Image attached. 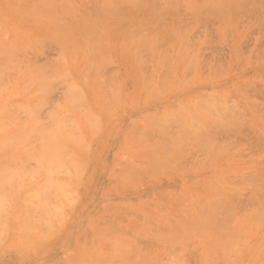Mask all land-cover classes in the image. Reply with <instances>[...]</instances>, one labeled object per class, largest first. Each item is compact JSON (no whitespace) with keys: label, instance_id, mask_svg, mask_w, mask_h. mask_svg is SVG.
Instances as JSON below:
<instances>
[{"label":"rangeland","instance_id":"obj_1","mask_svg":"<svg viewBox=\"0 0 264 264\" xmlns=\"http://www.w3.org/2000/svg\"><path fill=\"white\" fill-rule=\"evenodd\" d=\"M30 1H31V3H30ZM32 1H34V3L36 5L34 3H32ZM44 1H46V0H36V1L35 0H0V12H1L0 13V31H1V33H0L1 34L0 35V38H1L0 44L3 43L2 47H4V45H5V47L3 49H5V48L8 49L7 47L9 45V42L11 44H13L14 46L17 45L16 47H18L19 45L22 46V48L24 47V50L22 52V54H24V55L21 54L22 49L19 52L18 49H20V48H15L14 46H13L14 49H17V50H14L15 53H13V51H12V53H10L11 55L15 54L14 56L18 55V57H19L18 61L21 64L16 63L17 60L15 58H12V61H14V59H15V63L14 62H11V63L9 62V64H8V62H7V64L4 63V62H6V60H5L6 57H9V56L7 55V52L5 50L0 49V54L3 53L2 57L4 58L3 59L0 56L3 59V61H2V59L0 60V63H1L0 66L2 67V68L0 67V70H3L6 72L5 74H3L2 71L0 72L1 77L6 76L5 78L3 77L4 78L3 81H2V78L0 77V120H2V121H0V126H2L0 128V142H1L0 145L4 146V147H0L1 148L0 149V169H1L0 170V172H1L0 173V185H2L3 188H4V185H5V187L7 186L6 188L9 189V190L7 189V191L10 193V196H12L14 194L10 199L11 202H9L8 193H6L8 195V197H7V195L6 196L0 195V201H4V199L1 200V198L7 197V200L10 203V204H7L8 202L6 200L4 202H2L3 204L5 203L4 205L7 206L8 209L5 208V206L0 204L2 207V209L0 208V210H1L0 211V218L3 219L4 217L5 218L7 217L6 220L5 219L3 220L4 223H6L5 224L6 225V231H7L6 237L0 233L2 235V236H0V238H1V240H0V260L1 261L7 260V259L9 260L10 256H11L12 261H13L12 264H83V263L84 264H90V262L92 263L93 261L96 260L95 257H94L95 260H91V259H93L92 255L95 254L94 256L98 257L97 255H99L101 253L99 258H101V256L103 258V256H104L103 259H105V261L107 260V262H105V264H107L109 261H111V259H113L115 256H117V254L122 252L119 255V257L121 258V261L124 260V262H127V261L129 262V260L132 261V259H133V262L135 264H162V263L169 264L170 262L172 264H184L185 262H186L185 264H235V263L236 264H264V217H263L264 216V189H263V187H264V180H263L264 174L262 175V173H264L263 172L264 171V164H263V162H264V116H263L264 112L262 113V111H264V110H262V109H264V107H263L264 106V51L262 52V50H264V16H263L264 15L263 14L264 13L263 12L264 7H262L263 9L261 7H258L259 6L258 4H260V6H264V0H260V1L259 0H257V1L252 0V1H255L256 7L253 4L254 2L252 3L251 0H245V1L241 0L242 4H241L240 0L239 1L238 0L237 1L226 0V1H228V5H226L227 2L225 0H224V2L226 4L223 2V0L222 1L221 0H219V1L218 0H212V1L209 0L210 1L209 3H208V0H191L190 3H187L190 0H188V1H186V0H178V1H176V0H146L147 2L150 1V4L146 3V1H144V0H141L142 4L139 2L140 0L139 1L137 0L138 2L135 0H129V1L126 0V2L128 3L129 6L125 4L126 2L123 3V1H125V0H118V1L113 0V2L115 4L112 3V0H109V1L108 0H106V1L105 0H101V1L100 0H97V1L96 0H67V4H66V2H65V4H63L64 3L63 0H59V1L55 0L56 2L54 0H50V1L47 0L48 3H46V2L45 3L47 5H49V8L47 5L45 6ZM64 1H66V0H64ZM120 1H122V3ZM161 1L164 3L163 5L166 6V7L164 6V10L159 9L160 7L162 8V6H163ZM182 1H183V3H182ZM201 1H203V2H201ZM246 1H247L248 5H247ZM250 1L253 5H249ZM258 1L261 2L262 4L259 3ZM40 2H41V4H40ZM49 2H51V4H49ZM52 2H53V4H55L53 6L54 8L56 7L57 4H60L61 6L60 5L59 6L57 5V6L60 9H61V7L64 8V10L62 11L63 13L61 12L60 9L57 8L58 9L57 10L55 8L57 10V13H56L54 8L51 6ZM117 2H120L121 5H124L126 9L124 8V6H122L123 9H120L121 8V6H119L120 3H117ZM135 2H137V4H134ZM193 2H194V4H196V6L197 5H199L198 7L201 6L200 9H198V8L193 9V4H191ZM221 2H223L226 6H224ZM243 2H245V3L243 4ZM19 3H21L20 6L18 5ZM69 3H71V4H69ZM95 3L96 4L100 3V4H98L99 7L101 5V6H104L103 8L108 7L110 9L109 6H112L111 8H113V10H116V11H114L116 13L114 16L115 19L117 18V19H119V21L122 20L121 22H123L125 20V22L127 21L126 24H129L128 22H130L129 25H133V23L135 25L131 26V28L129 29L130 26L129 25L126 26L125 22H124V24H120L121 22L115 21V23H116L115 24L112 21V19L115 20L114 17H112V14L110 16L109 15L110 13L108 14L105 12L111 18L110 17H109L110 19L107 18L108 20L106 21V19H105L106 16L104 17V20L106 21V23L102 22L103 29L104 30L106 29V31L104 33H102L104 30H102V27L100 28V26H98V27L102 31L97 29V32L100 31V33H95V34H90L92 32L91 31L92 29L90 30L91 32L88 30L90 33H87L88 32L87 30L84 31L85 28L83 30L80 27V30H79V28L77 26H75V27H77V30H79V32L83 30L82 33L85 32L88 36L89 35L90 36L96 35L95 36L97 39L96 42H94L95 38H93L92 36L91 37L89 36L91 39V40H89V37L87 35H85V33H84V36L81 35V33H78V32L75 33V30H76L75 27L73 28L71 26L73 28V31L72 30L68 31V30H70L71 27L67 26L69 28L67 30V33L71 32L72 35L75 34L74 36H76L75 37V39L77 41L76 42L73 38L74 36H72L71 33L67 34V33H65L66 31L64 32V30L67 28H63L62 23H67V22L70 23L69 22L70 20L73 22L74 21L73 19L78 21L79 19L82 20L83 18H86V16L88 15V11H89V14L92 12L90 10L93 9ZM109 3H111V4H109ZM131 3H133V4H131ZM138 3L141 5H139ZM154 3H155V5H154ZM165 3L166 4L168 3V4L166 5ZM174 3H176V4H174ZM200 3L202 5H200ZM205 3H206V5H204V7H203V4H205ZM213 3L215 4V6L220 5V8L223 6L221 8L222 10L216 9L217 6L215 7L216 11L215 10L213 11V9H210L211 7H209V6L214 7ZM231 3L233 5V7H232ZM234 3L235 4L237 3L238 7H240L239 4H241L240 9H242V11L244 8H246V10H249V11L251 10L252 12L248 11L247 13H243L245 11V9L242 12L238 7L234 8V6L236 7V5ZM23 5H24V7H23ZM113 5H115L116 7ZM171 5H173V6H171ZM229 5H230V7H229ZM25 6H27V7L30 6V7L27 8ZM35 6H36V8H35ZM68 6H70L72 9H69ZM73 6H74V8H73ZM169 6H170V8L168 9ZM205 6H208L207 9ZM31 7H34V8H32L33 11H32V9L27 10ZM37 7H38V9H37ZM39 7H41V8H39ZM50 7L53 9H51ZM91 7H92V9H91ZM134 7H136V8H134ZM225 7H226V9L232 8L233 12L238 11L235 13L236 16H234L233 12L228 11V9H227V11L229 13L226 14L227 11H224ZM117 8L119 10H121L122 12L117 10ZM133 8H134V10H133ZM152 8H154L156 11H154V9H152ZM233 8L237 9V10H234ZM20 9H24L25 11L20 10ZM39 9H40V12L38 11ZM86 9H89V10L87 11ZM95 9H93V11ZM208 9H210V10H208ZM260 9H262L263 11ZM34 10H37V11H35V14H34ZM42 10H43V12H42ZM46 10L52 11L53 13L52 12L51 13L53 15L50 13V11L46 15V12H47ZM59 10H60V13H59ZM80 10L83 12H80ZM98 10H99V8H98ZM103 10H105V9H103ZM151 10H153V11H151ZM21 11H23V13ZM84 11L85 12L87 11L86 12L87 15ZM165 11H167V12H165ZM24 12H25V14H24ZM32 12H33V15H35V16H31ZM37 12L40 15L36 14ZM119 12H120V14H119ZM164 12L166 13L165 15H164ZM178 12H179V14H178ZM206 12L208 15L205 14ZM221 12H224V13H221ZM261 12H263V13H261ZM43 13H45V16L43 15ZM123 13H125V14H123ZM126 13H127V15H126ZM152 13H155V14L157 13L158 15L157 14L156 15L158 17L155 16V14L153 15ZM209 13L211 16L209 15ZM63 14L64 15L66 14L65 17L63 16ZM77 14L79 16H77ZM215 14H216V16H215ZM221 14L225 15V19H227L226 21H224V19L222 20L223 17L219 16ZM232 14H233V17H232ZM41 15H43V16H41ZM83 15H85V16H83ZM116 15H118V16L120 15V17H118ZM123 15H125L126 18L123 17ZM161 15H162L163 19L160 17ZM199 15H201V17H199ZM51 16H56V17H52L53 18L52 21L56 18V20H54V22H52V23L56 24L57 26L52 25L51 19L49 20V17L51 18ZM67 16H69V17L71 16V18H69ZM226 16H229V17H226ZM58 17H62V18L58 19ZM66 17L69 21H67ZM78 17H79V19H77ZM133 17L135 20H137L135 22L139 23V25H137L133 21L134 20V19H132ZM231 17L235 18V20L232 19ZM195 18H196V20H195ZM197 18L199 20H201L202 22L201 21L199 22V20ZM20 19L21 20L23 19V20L21 21ZM43 19H44V21H43ZM60 19H62V20H60ZM127 19H129L130 21ZM229 19L230 20L232 19L233 21L230 22ZM260 19H262V20H260ZM237 20H239V21H237ZM4 21H6V22H4ZM76 21H75V24H76ZM228 21H229V23H232V22L235 23L237 21V23H235V24L233 23L232 25L231 24L228 25L227 24ZM44 22H46V23H44ZM72 22L70 23V25L72 24ZM222 22H224V23H222ZM47 23H50L49 26ZM140 23H141V25H143V26L145 25V26L140 27ZM106 24L108 27L106 26ZM236 24L238 26H236L235 28L236 29L239 28L237 30L234 28V25H236ZM51 25H52V27H51ZM66 25L67 24H64V27ZM111 25H113V26H111ZM115 25H117V26H115ZM163 25L169 26L167 31L164 29ZM147 26L149 28L151 27V29H149ZM230 26H231V28H229ZM52 28L53 29L56 28V29L53 30ZM122 28H124V29L126 28L127 30H124V29L122 30ZM143 28H145V29L142 31ZM116 29H118L117 33L115 31ZM222 29L224 31H222ZM33 30H34V32H33ZM47 30H48V32H47ZM59 30L62 31L63 33L60 32ZM109 30H110V32H109ZM120 30L124 31V32H120ZM150 30L152 31V35L151 34L149 35V33L151 32ZM219 30H221L222 32ZM12 31H14V32H12ZM137 31H139V32H137ZM163 31H166L167 33L163 32ZM169 31H172L173 34L170 33ZM44 32L46 33V35L47 34L49 35V33H51L50 34L51 36H46L44 34ZM57 32H58V34H57ZM94 32H96L95 28H94V31L92 33H94ZM130 32H131V34L132 33L133 34L132 35L129 34ZM140 32H142V33H140ZM177 32H178V35L176 34ZM182 32L184 33V37H183V35H181L182 37L180 36V34H183ZM4 33H6V34H4ZM52 33H55V34H52ZM64 33H65V35L67 34V37L65 35L63 36ZM125 33H127V34H125ZM134 33L136 36L137 35L138 36L135 37ZM138 33H140V35ZM43 34H44V36H43ZM165 34H167V35H165ZM5 35H7V37H6V39L3 40L2 37H4ZM68 35L69 36L71 35L72 37L71 36L69 37ZM146 35H147V37H146ZM54 36H56V37H54ZM62 36L66 38L64 40V42L62 41V39H64V38H62ZM85 36H87L88 38ZM105 36L106 37L108 36V38L106 40H105ZM150 36H152V37H150ZM179 36H180V38H179ZM185 36H187V37H185ZM44 37H46V38L49 37L51 40L48 38L47 39L48 41L46 40L47 42L46 41L43 42V40L46 39ZM129 37H131V38H129ZM169 37L173 38V39H170ZM198 37L199 38L201 37L200 38L201 40ZM25 38H26V40H23ZM42 38H44V39H42ZM68 38H72V39L70 40ZM98 38H102L100 40H103V41L99 42L100 40ZM128 38L132 41V43H130V44L128 43L130 41ZM141 38H144L146 40L148 39L149 40L148 43L145 44L143 42L145 40L141 41L140 40ZM29 39H31V42H29L30 41ZM177 39H179V40H177ZM183 39H184V41H183ZM39 40L42 42H38ZM53 40H54V42H53ZM80 40H81V42L82 41L86 42V43H84L86 45V47L83 44V42H82V44H81V42H79ZM160 40H163V42ZM22 41H24V42H22ZM35 41H37L38 44H36ZM57 41H60V43ZM73 41H74V43H73ZM90 41H91L92 45L95 43V47H93V49L95 48L94 50H96V51H94L91 48L92 45H91ZM97 41L99 42V46L100 45L102 46L103 43L104 44L106 43V45L103 44L105 47V50H106V51H103L104 54H103V52L100 51V48H102V50H103V47H98L97 48L98 50L96 49ZM14 42H17V43H14ZM68 42L70 43V45L68 44ZM142 42L144 43V45L141 44ZM204 42H205V44H204ZM18 43H19V45H18ZM23 43H25V46H23L24 45ZM52 43L54 44V47H53ZM55 43L56 44L59 43V44H57L58 46L60 45L59 47L62 46L61 47L62 51L60 53L57 51V50H59V48L57 47V45ZM153 43L154 44L157 43V44H155V46H154ZM32 44H33V46H32ZM39 44L43 45V46H40ZM61 44H63L64 46ZM79 44H81L82 46L81 45L78 46ZM148 44H149V46H148ZM258 44H259V46H258ZM260 44H262V46ZM55 45L57 48L55 47ZM36 46H38V47H36ZM77 46L80 47L79 49L82 53L84 52L83 54L80 53V51H75ZM145 46H146V49H145ZM153 46L155 47V49L157 48V51H155L153 49L154 48ZM30 47H32V49H30ZM73 47H75V48H73ZM81 47H83V48H81ZM139 47H141V48L139 49ZM200 47H201V51H200ZM26 48H27V50H25ZM33 48H35L36 50ZM44 48H46V49H44ZM70 48L71 49L73 48L74 50L72 49L73 50L72 51ZM38 49H40V51ZM41 49H43V52H44L43 55L41 54L42 53ZM83 49H84V51H83ZM142 49H145V50L142 51ZM30 50L32 51V53ZM77 50H78V48H77ZM128 50L130 53L128 52ZM16 51H18V52H16ZM26 51L28 54L30 52L29 56H26V55H28L26 53ZM141 51H142V53L140 54ZM34 52L36 53V55ZM37 52H39L41 55H39V53H37ZM76 52L79 53L78 56H77ZM93 52H96L94 56L91 55ZM155 52H156L157 56L154 55ZM25 53H26V55H25ZM58 53H59V56H58ZM137 53L139 56L136 55ZM252 53H254V54H252ZM4 54H6V55H4ZM131 54H133V55L131 56ZM141 55H143L144 57ZM152 55H153V57H152ZM200 55H202V56H200ZM102 56H104L103 60H102ZM199 56H200V58H199ZM26 57H29L28 59L34 58L32 61L36 60L35 61L36 64L34 63V67H36V68L32 67V64H33V63L31 64L32 61L25 60V59H27ZM55 57L58 60H56ZM90 57L91 58L94 57V59L93 58L90 59ZM136 57L138 58V60L135 59ZM141 57H143V59H139ZM155 57L157 59H155ZM215 57L217 60H215ZM96 58L99 61L96 60ZM160 58H162V61L160 60ZM197 58L199 60H197ZM20 59L22 60V62H26V63H22L20 61ZM52 59L55 61H59L58 63L53 62V63H55V65H58V66H55L52 63V61H51ZM148 59H150V60H148ZM154 59L156 62L153 61ZM202 59H204V60H202ZM205 59H209V60H207L209 64L207 63V64L202 65L203 62L204 63L207 62ZM7 60H8V58H7ZM46 60H48V61H46ZM10 61H11V59H10ZM39 61H40V63H39ZM45 61H46V63L44 66L43 63ZM49 61L51 62V65L53 64L52 68H51L50 64H47V63H50ZM96 61H97V63H96ZM101 61H102V63H101ZM216 61H217V63H216ZM29 62H30V65H29ZM86 62H87V67H85ZM135 62H138V63H135ZM141 62H143L144 64H142ZM3 63L6 64L5 65L6 67L4 66ZM38 63H39V65H38ZM22 64H24V65L26 64L27 66H23ZM97 64H99V65H97ZM140 64L142 67L138 66ZM155 64H157V65H155ZM211 64H214V65L212 66ZM21 65L23 67H21ZM88 65H90L89 66L90 68H88ZM40 66H41V68L38 69L37 67H40ZM46 66H50V69L49 68L46 69L47 68ZM62 66H64V67H62ZM154 66H156V67H154ZM54 67H55V69H54ZM95 67H98V70L99 71L101 70V71L99 72ZM212 67H213V69H212ZM28 68H31L30 69L31 71L28 70ZM58 68H62L61 71ZM35 69H37L39 71V74H41V75L38 74V75L34 76V74H33L34 72L36 74L38 73V71L36 70L37 71L36 72ZM45 69H46V71H45ZM52 69H53V73H52ZM89 69H91V70H89ZM149 69H152V71H153L152 72L150 70L151 75L149 74V72H150ZM42 70L44 72H48V73H46L47 74L46 76H45V74H43L44 72L42 73ZM87 70H88V72L90 71V73H88V75H87V73H85V72H87ZM96 70H97V72H96ZM40 71H41V73H40ZM30 72H32V73H30ZM49 72H51V73H49ZM63 72H70L72 77L68 73L67 74L69 76L68 75L66 76V73L62 76L59 75V73L63 74ZM55 73H56V76H54V78H53V75H55ZM142 73L147 74V77H144V75H142ZM31 74H33V75H31ZM57 74L59 75V77H57ZM84 74H86V75H84ZM10 75H12V77H13L12 80L10 79L11 78ZM43 75H44V78H42ZM31 76H32V80L34 79V81H35V78H37V76L41 77L39 79L38 78L36 79V81H35L36 87H35V84H33V85L31 84ZM50 76L54 80L53 79H51V80L47 79V77H50ZM60 77H62V78H60ZM140 77H141V80H140ZM148 77H149V79H148ZM27 78H28V81L30 82V83L28 82V85L30 84L29 86L26 84ZM55 78L56 79L58 78V80L60 79L59 83H58V80H56ZM84 78H85V80L87 78V80L85 81ZM96 78L98 80H96ZM40 79H42V80L47 79L49 81L48 82H45V81L42 82V80H40ZM94 79H95L96 84L94 82ZM142 79L145 80L144 84L142 82ZM37 80H40L41 82L38 81V83H36ZM34 81H32V83ZM51 81L54 84H52ZM108 81H110V83L112 81L113 82L109 85ZM160 81H161V83H160ZM5 82L8 85L5 84ZM55 82L58 84H56ZM145 82L149 83V84L146 83L147 85H149L148 88H147V85L145 84ZM150 82H153V83H150ZM162 82H166L165 83L166 88ZM39 83H41L40 86L45 91L44 95L42 92L43 90H41V88H39L40 87ZM25 84H26V86H25ZM50 84L52 86L51 89L52 90L54 89L53 90L54 92L50 89V87H51ZM99 84L101 85V87ZM37 85L39 87H37ZM53 85H55V87ZM72 85H76V86L73 87ZM97 85H98V88H97ZM107 85H109V86H107ZM4 86L6 87V90H5ZM45 86L46 87L48 86L47 87L48 90L50 89L49 92L47 89L45 90V88H46ZM111 86H112V90L114 93L113 92L111 93ZM144 86H146V87H144ZM67 87L69 89H70V87H72L73 89L67 90L68 89ZM156 87H158L159 90H157ZM162 87H164V88H162ZM78 88H79V90L81 89V93H82L81 96H79L80 91L77 90ZM114 88H116L117 90ZM160 88H162V93H161ZM38 89H40V92L42 94L40 92H37ZM102 90H103V92H102ZM155 90L157 91V93H154V92H156ZM50 91H51V94H50ZM71 91H73L72 95L70 94ZM19 92H22V93H19ZM66 92L67 93L69 92V93L67 94ZM48 93H49V95H47ZM62 93H65V95H69L70 97L67 96L69 99L65 95H61ZM73 93H76V95ZM77 93H79V95H77ZM153 93L157 94V95H153ZM256 93H257V95H255ZM15 94H17V95H15ZM252 94H254V95H252ZM41 95H43V98H47L46 99L47 101L49 100V98H48V96H49L52 99V101H50V102H51V104H54V107H52V105H49L50 102H49V104H46L47 101L45 99H43ZM102 95H104V96L102 97ZM39 96H40V98H39ZM53 96L57 97L58 101L56 98L54 99ZM60 96L63 98H61ZM73 96H74L75 100H76V97H77V100L79 99V97H81L79 100H81L83 103L80 102L78 104L79 100L75 101L73 99ZM215 96H216V98H215ZM217 97L219 100H217ZM70 98H72V99H70ZM211 98H213L217 101H215V100L212 101L213 99H211ZM221 99L224 101L223 103H222ZM61 100H63L64 102L63 101L60 102ZM68 100H70V102ZM73 100L75 101L74 103L76 105V108L79 105V107L83 106L84 108L82 107V109H84V110H82L79 107L76 110L75 105H73ZM199 100H201L200 103H203L202 100H206L205 103L208 105V107L205 104L200 105ZM36 101H37L38 105L39 104L41 105L43 103L44 104L41 105V107H39L40 105L38 106ZM218 101H219V103L221 102V105L219 103L216 105V102H218ZM251 101L254 104L250 103ZM85 102H86V104H85ZM25 103H27V105H26L27 110H26L25 105H22ZM58 103H59V105H58ZM61 103H63V104H61ZM257 103H259L260 105ZM28 105L30 106L29 108H28ZM45 105H47V109H43L45 107ZM219 105L220 106L223 105L224 107L222 106V109H221V107ZM211 106H212V108H211ZM213 106H215V107H213ZM233 106L237 109H234ZM9 107L11 108L12 113H10ZM37 107H39V109H37ZM48 107L52 108V110L55 113L52 112L53 113L52 114L50 111H48V110H51ZM56 107H58V108L55 109ZM189 107L192 108L191 112L189 111V109H190ZM232 107H233V109H232ZM85 108L86 109L88 108L89 110L87 109V111H86ZM203 108L205 109V111L202 110ZM225 108H226L225 115H227V118L229 117V115H228L229 112L232 111L231 112L232 114L230 113V115H233V116H230V118H229L232 122L231 121L230 122L225 121V120H229V119L225 118L226 117L225 115L223 116L224 111H222V110ZM259 108H260L261 112L258 111ZM17 109H18V111H17ZM28 109H30V110H28ZM31 109L34 111L36 110V113H38L39 110L41 109L42 112L40 110V112L38 113L40 116L38 114L35 115V113L31 111ZM206 109H208L209 111ZM227 109H232V110H230V111L228 110L229 112H228V114H226ZM256 109H257V112H255ZM13 110H14V112H13ZM20 110H22V111H20ZM55 110L57 111L58 115H57ZM234 110L236 111V113ZM8 111H9V113H8ZM169 111H172L169 113L170 117H172V118L178 117L175 120V121H178V123H179V121H183V119H181V118L186 119V117L189 116L188 118L191 119L190 116H191V113L193 111H194L193 113H195V111H196V115H195L196 117L198 115H199L198 118H200V119L203 117L201 120H198V118L195 119V117H194V119L189 120V122H191V123L193 122L192 123L193 126L191 125L192 127H195V128L197 127V129H196L197 131L199 129L198 132L193 131V130H195L193 128H192L193 130H191L190 124H187L188 121L185 119H184L185 121L183 123L185 126L183 127V125L182 124L181 125L184 128V130H187L186 127L188 126L189 131L191 130L190 133L191 134L194 133L193 134L194 137L190 134L192 138L195 139L196 136L200 133L199 135H201V136L198 135L197 138H201L204 142L205 141L206 142L212 141L213 143H216V144L212 145L213 143L211 142L212 144L209 143L211 146H208V144L205 142L206 148H208V149H209V147H210V149H211V147H212V149L214 148L213 150L211 149L212 153L211 152L207 153L208 149L205 148L204 144H203L204 146L202 147L201 143H204V142L201 139H200L201 140L200 145H197V146H199L198 150L195 149L196 147H194V145L196 146V143H198L199 140L198 139L193 140L189 136V133L187 134L188 130L186 132L184 130L181 131L182 127L179 125L181 129L178 128L179 127L177 125L178 123L176 124V126H177V128H176V126L174 125V122H175L174 118H173L174 122L171 120V118H169L171 121L170 123H172V124H170V123L168 124L166 121L169 119L165 115L167 117V120H165L166 117H164L163 114H166V113L168 114ZM186 111L188 112L189 115L186 113ZM5 112H7V113H5ZM28 112L29 113L32 112V114H29ZM43 112L44 113L46 112V114H44ZM48 112H50V113H48ZM215 112L218 114V116L216 115ZM17 113L22 115V117L25 115L23 117V120H25V122L22 120V118L19 117L20 115H18ZM23 113H24V115H23ZM33 113L36 116V117L34 116L36 119H38L40 117L39 119H41L42 121L40 120L38 122L37 120H35V118L33 117ZM206 113H208V115ZM239 113H242V116ZM7 114H9V115L12 114L10 116L11 120L8 119L9 115H7ZM13 114H15L16 116H13ZM82 114L84 115V117L86 115L90 116L91 114H93V115L95 114V116L96 115H98V116L92 117L93 115H91L88 118L87 117L84 118ZM172 114H174V115L172 116ZM220 114H222V116H220ZM234 114H236V116H238V117H235ZM17 115L19 118H17ZM45 116L48 119L45 118ZM193 116H192V118H193ZM207 116H209V117H207ZM215 116H217L219 119L215 118ZM15 117L17 119H15ZM43 117H44V120H43ZM57 117L62 122H63V120L64 121L70 120L69 123L72 121L71 123L74 125L73 126L71 124L72 125L71 126L70 124H67L68 127H66V124H64L65 125V131H67V132L65 133V131L63 129L62 132L63 131L64 132L62 134H64L65 137L70 134V133H68V131H70V129H69V125H70L71 130L73 128L74 129L76 128V131L73 129L75 132L71 131L73 133H71L70 135L72 136V134L73 135L75 134L74 136L77 139L78 138L77 133H78L79 136H81V137L83 136L85 141L87 142L86 148H85V145L81 144V146H84V148H85L83 150V147L79 146L81 141H79L80 143L78 142V139H83L81 137H79L77 140H75L76 143L77 142L79 143L78 144L79 147L77 145H75V142L73 144L68 143V142H72L73 138H75V137L70 138V140H72V141H66L65 137H62V134L60 135V133H58V135H57L59 137V140L56 137V140H58L60 143H61L60 140H62V138H64L63 140L66 141L65 142L66 144H64L62 142L63 143L62 145H67V147L64 146V147H66V149L62 148L63 151H61L62 149H60V148L62 147V145H60L61 147L59 146L60 147L59 151H61V153H63V152H64L63 154L68 153V155H69V156L67 155L68 158L72 157V159L74 158L77 161L79 160L78 163H81L82 161L85 162L87 160V162H85V163L88 165H86V167L84 166L85 168H83L84 169L83 172L85 174H82L83 175L82 177L84 178L86 176H89V178L87 179V177H86V179L83 180V178L81 177V174H79L80 171H82L83 169L80 168L81 169L80 170L78 168L79 169L78 170V172H79L78 176L80 177L79 181H81L80 182L81 189L78 190L77 187L75 186L76 191H74V192H77L78 195H80L79 198L77 197L80 200H78L76 198L78 200V202H76L77 206H76V203H74L75 200H74V202L71 203V204H73V203L75 204V205H73L75 210H74L73 206L69 203L72 207L68 205L69 208L64 207L62 213H58L59 216L61 214H64L65 216L68 214V216L64 218L65 219L64 225L62 223L57 222V221H55V223L57 222L56 225H54L55 223L53 221H52L53 223L50 222L51 224H53L52 226L54 227L52 229L56 232H57V229L59 227L57 225L62 224L61 227H63V228L60 227L59 228L60 230L58 229V233H54L53 231L50 232V230H49V233L52 234V232H53V234H54V235L49 234L50 236H52L51 239H50V236H48V233L46 234L44 232V234H46L45 236L46 237L48 236L47 237L49 239V241H48V239H46V237L44 236L43 232H41L44 228L39 230L41 228L39 226L44 224V222L42 224H41V222L44 220L47 221L48 218L46 219V217L48 215L45 217V216H43L44 214H41V213H43L42 211L40 213L41 208L39 209L37 206L39 204L38 203L39 201L35 200L37 198L34 197L35 195L33 193H35V192L32 193V191H35V189H38L35 185V183H37L36 181H40L41 183L43 181V183H45V174L43 173L44 170L41 169L43 166V165H41V163L43 164L44 162H42V157L40 155V153H41L40 151H42V150L39 147V146H41V143L44 144V142L42 141L44 139H41L39 141L38 138H43V137L45 138L46 137L45 134L48 132V130L46 129L47 125L45 126V124L47 123L48 125H51V126L55 125L56 123L54 121L58 120ZM99 117H101L100 122L97 119ZM179 117H181V118H179ZM210 117H212L213 119H211ZM220 117H222V118L224 117V118L221 119ZM26 118H27V120H26ZM30 118H33V119H30ZM50 118H52V120L53 119L54 120L52 121ZM90 118H92V120H94V118L96 119V120H94V123H95V121L96 122L98 121L99 123H102V122L103 123L101 125L97 124V126L94 127L95 128V131H94V129H91L92 120L90 121ZM245 118L247 119V121H245L246 120ZM20 119H21V122H23V123H21L19 121ZM45 119H47L48 121ZM84 119H86V120H84ZM203 119H204V121H202ZM210 119L212 121H214V123ZM235 119H238L240 122L238 123V121ZM33 120L37 121L39 123V125L43 127L42 131H38V129H42V127L39 128L38 123H36V122H35L36 124L33 123L34 122ZM49 120L52 123H48V122H50ZM143 120L146 123H144ZM219 120H221V121L218 122ZM43 121H44V123H43ZM45 121H47V122H45ZM58 121H57V123H58ZM150 121L152 123H149ZM199 121H201V122H199ZM40 122L43 124L41 125ZM147 122H148V125H147ZM155 122H158V124H156ZM202 122H203V124L206 122L205 125H203ZM216 122H218L217 124L225 122L224 125L225 124H228V125H225V127H223L224 125L222 124L220 126L218 125V127H217ZM241 122L243 123V125ZM246 122H248L247 123L248 125H246ZM4 123H5V125H6V123L9 124L8 125L9 127L7 125L5 126ZM63 123H68V122H63ZM198 124L201 128L198 126ZM213 124H214V126H213ZM239 124H240V126H239ZM95 125H96V123H95ZM211 125H212V127H211ZM3 126L5 128H7V127L8 128L5 130L3 128ZM15 126H17V127H15ZM163 126H165L166 129ZM203 126H204V128H203ZM206 126H207V128H205ZM226 126H227V128L229 127L230 129H227ZM31 127H32V129H31ZM33 127H34V130L36 129V127H38L36 129L37 131L36 130L34 131ZM44 127H45V129H44ZM97 127H99V129H98L99 131L96 130ZM210 127H211V129H210ZM232 127L234 129H237L239 127L237 129L238 133L234 132V129H232ZM242 127L244 129H240ZM19 128H21V129H19ZM67 128H68V130H66ZM163 128H164V132L166 131L165 133L163 131L161 132V130ZM215 128L216 129L218 128V129L215 130ZM221 128H222V131H224L223 128L225 130L227 129L226 134L231 133L232 136L229 134V137H231V138H228L227 135L225 136V132H222ZM22 130L24 133L21 132ZM31 130H32V132H31ZM213 130H214V132H213ZM218 130H219V132H217ZM43 131L46 133H44ZM58 131L61 132V130H58ZM96 131H97V134H95ZM175 131L177 132V134H180L179 132H182L181 134H183V132H184V134L186 133L185 136L187 135L188 137H185L184 135H183L184 136L183 137L182 135H180V137L182 136V138L184 139V140L182 139V142H181V140H180L181 138L176 134L177 137H179V139H178L179 142H178L175 140V137H176L175 135H174V137H172L173 134L176 133ZM228 131H230V132H228ZM241 131H242V133H241ZM35 132H37V134ZM39 132H43L44 135L43 134L41 135V133H39ZM195 132H196V136H195ZM205 132H206V134H205ZM215 132H217V133H215ZM220 132L222 134L224 133L223 135L225 137L222 134H220ZM134 133L136 135L132 136ZM203 133L205 135H203ZM207 133H209V134L207 135ZM239 133H241V134H239ZM12 134L15 137L18 136L17 134H19V136H18L19 140L24 138V146L22 145L23 144L22 141H19L15 137L12 138L11 137V136H13ZM211 134H213V136ZM215 134H219V136L221 135L222 139H220L221 137L219 138V136H217ZM8 135H10V136H8ZM209 135H211V136H209ZM257 135H259V136L257 137ZM169 136H171V138H174L172 140L176 141V142L171 141ZM241 136H243L242 137L243 139L241 138ZM9 137H11L10 139H13V140L8 141ZM26 137H28V138H26ZM210 137L213 139H211ZM217 137H218V139H217ZM239 137H240V139H239ZM254 137H255V139L257 137L256 140L254 139L255 141H257L256 143L252 139ZM14 138H15V140H14ZM141 138L144 141H141L142 140ZM185 138L187 139V141ZM188 138H190V141ZM209 138L211 140H209ZM227 138H228V141H226ZM258 138H260V139H258ZM37 139H38V141H37ZM223 139H225L224 142H223ZM229 139H231V140H229ZM191 140H193V141H191ZM238 140H239V144L237 145L236 143H238ZM251 140H252L253 145H251L252 143L249 142ZM3 141L6 142V143L4 142L5 145L3 144ZM12 141H13V143H12ZM85 141H82V142L84 143ZM155 141H156V143H157V141L159 143L155 144V146H154ZM233 141H235L236 143L234 142L235 143L234 144ZM20 142H22V144ZM160 142L163 143V144L161 143L162 146H160ZM186 142H187V144H186ZM46 143H50V142L46 141ZM183 143L186 144L187 146L184 145ZM6 144H8V146ZM31 144L34 145V146L32 145L33 147H36V146L37 147L33 148L32 146H30ZM50 144L52 145V141ZM54 144H55V142L53 140V145ZM165 144H166V146H165ZM168 144L171 145L170 149L167 148L169 150L166 149ZM172 144H174V145H172ZM182 144L184 145V150L182 149L183 148ZM240 144H242V145H240ZM44 145L49 147L47 144H44ZM157 145H158V147L160 146L159 149L162 148V149H160V150H162V152L161 151L160 152H161L163 157L161 156V154L160 155L157 154L158 157L156 159L155 153H157V150H156V148H158ZM169 145H168V147H169ZM216 145H218V146L215 148ZM227 145L229 147L231 146V148H229ZM257 145H259L260 148L257 147V153H256V146ZM9 146L10 147L12 146L11 149H9L10 148ZM46 146L43 149L44 151L47 148ZM163 146L166 149L165 151H168V154H170V155H168L167 152L165 154H163L165 152V151H163L164 150ZM235 146H236V148H235ZM248 146H249V148H250V146L251 147L253 146L255 148L252 147L253 149L250 148V151H249L247 149ZM176 147L178 150H175ZM37 148H39L38 150L40 153L39 152L37 153L39 155L35 154L38 151V150H36ZM191 148L192 149L194 148V149L192 150ZM222 148H224V150ZM232 148H233V150H232ZM33 149H35V150H33ZM179 149H180V151H179ZM201 149H202V151H201ZM210 149L208 151H211ZM226 149H227V151L228 150L229 151L231 150V151L226 152ZM190 150H191V152H190ZM219 150L221 151V153L218 152V153H220L218 155L217 151H219ZM47 151H48V148H47L46 152ZM87 151H89V152H87ZM174 151L175 152L177 151L178 153L177 152L175 153ZM181 151H182V153H179ZM32 152L35 154V156H39L38 158H40V157L41 158L37 159V157H36L37 160L34 159L35 156L33 155ZM28 153H29V155H28ZM69 153H71L72 156H70L71 154H69ZM143 153H145V154H143ZM172 153L173 154L175 153V154L173 155ZM190 153L192 155V158L190 157L191 156ZM206 153L208 155L207 158L204 157V155ZM239 153H240V155H239ZM42 154H43V151H42ZM179 154H181V155H179ZM58 155L60 156V153ZM28 156H29V158H28ZM30 156H33V159H31ZM59 156H57V157H59ZM67 156H65V157L67 158ZM234 156H235V158H234ZM44 157H43V159H44ZM61 157H59V160H57V161H60V158H61L62 160H64V162L61 160L63 162L61 164L68 165L67 163H69V161H67V163H66V159H63V155ZM148 157H149V160H148ZM179 157H182V158H179ZM199 157H200V159H202L204 157L203 159L205 160V162L204 161L202 162L203 159L200 162ZM12 158H16V159H12ZM79 158H81V160ZM141 158L143 161L141 160ZM168 158H169V160H171V162H172L171 164H170V161L168 160ZM172 158H173V161H172ZM27 159H28V161H27ZM74 159L71 160V161H73V166H74ZM178 159H180L182 162H180ZM32 160H34V161H32ZM150 160H152V161H150ZM156 160L160 164V166L158 163H156ZM160 160H162V161L165 160L166 163H163V162L160 163L159 162ZM196 160H198V162ZM30 161L35 162L36 164L40 163L38 161H41V163L38 164V166H37L35 164L34 165L30 164ZM154 161H155V164L153 163ZM167 161L169 162V164ZM21 162L23 164H20V167H21V165L24 166V164H25L24 169L26 167V171H27V169L29 171H27V172H25V170L22 171L23 166H22V168L18 167V163H21ZM27 162L29 163L28 165H26ZM60 162H58V163L60 164ZM187 162L189 164H187ZM85 163H84V165H85ZM75 164L77 165L76 162H75ZM151 164L154 166V167H152L153 169L155 168L154 170L150 167V166H152ZM162 164H165L166 166L165 165L163 166ZM31 165L33 168H34V166H35V168L39 167V165H41V167H39V169L37 168L38 171H35L37 169H35V168L32 169ZM79 165L80 164H78V166ZM4 166L5 167L6 166L11 167V169H9V170H14V168H12V167H15L16 171L14 170L12 172L13 177H11V178L17 179L19 177L22 179L24 176V180H22V183L24 182L25 184L27 183L28 185H25L23 183L21 186L20 180L17 179V183H18V185H20V186H17L15 184L16 181L13 179V182H12V180L10 179L11 172L9 175V171L8 170H7L8 172L6 171V169H8V168L7 167L5 168ZM70 166H72V165H70ZM87 166H88V168H87ZM128 166H131V168ZM27 167H29V168H27ZM74 167L72 169H70V171L72 170L70 174H72V172H73V177L75 176V172L77 171V170H75L76 168L74 169ZM190 167H191V169H190ZM2 168H5V170L3 169V171H2ZM125 168H127V169H125ZM136 168L144 170L146 174H142V173H144L143 171L141 172V174H140V172L138 173V171L137 172L134 171V170H136ZM17 169L22 171V172H19ZM157 169H160L158 171H161V172H159V174H157L158 173ZM165 169H167V171ZM256 169H258V171L259 170L260 171L258 172ZM31 170H32V173L34 175V178H32V179H31L32 176L29 177V174L31 175V173H30ZM127 170H129V171H127ZM131 170H133V171H131ZM4 171L7 172V174ZM148 171H149V174H148ZM152 171L155 172V174H156L155 176H154V174L153 175L150 174V172L152 173ZM2 172H4L5 174ZM17 172H19L20 174ZM65 172H67V171H64V174H62V173L57 174L56 173V174H54V177L61 179L64 175H66ZM128 172H129L130 176L134 172L137 175L139 174V178H137L136 176L134 177V175H132L134 178L128 179V178H130ZM16 173H17V176L14 175ZM23 173H24V175L21 176V174H23ZM35 173H37V174H35ZM40 173H41V175H40ZM243 173H245V175ZM251 173H252V175H249V176H251V178L249 179L248 174H251ZM18 174L20 176H18ZM37 177L40 178L41 180H37L36 179ZM122 177L123 178L125 177L126 179L123 180ZM149 177H151V178H149ZM231 177L232 178L234 177V178L232 179ZM135 178H137V179H135ZM229 178L232 180H230ZM240 178L242 179V181ZM9 179H10V181H8ZM74 179L78 180V177L76 176ZM247 179H249V180H247ZM18 180H19V182H18ZM25 180H26V182H25ZM27 180L30 182H27ZM125 180H128V181H125ZM135 180L139 182L138 186H137V184L135 185V182H136ZM243 180L246 181V184H245V182H243ZM31 181H33V182H31ZM207 181H209L210 183H211V181H214L215 185L217 183L218 186H216V187L213 186L214 185L213 183H211V185H209L210 183L208 184ZM257 181H258V183H257ZM11 182L13 183V185H11ZM242 183H244V184H242ZM30 184L33 186H30V188H29ZM225 184H227V185H225ZM75 185H76V183H75ZM207 185L209 188L207 187ZM14 186L15 187L17 186V188L21 187L20 189L19 188L18 189L24 190L23 193H22V191H19L17 188L15 189ZM23 186H25V187H23ZM220 186L222 188L224 187L225 189L220 188ZM251 186H253V187H251ZM10 187L13 190L12 191L13 194L10 192L11 191ZM235 190H237V191H235ZM17 191H19V192L17 193ZM209 191H210V193H209ZM211 191L212 192L214 191V192L211 193ZM2 192H3V190H2ZM2 192L0 191V194ZM29 192H30V194L32 193L34 196L32 194L27 196L29 194ZM216 192H218V193H216ZM237 192H239V193H237ZM243 192H245V193H243ZM70 193H73V189H72V192L71 191L68 192V197L72 195ZM212 194H214L213 195L214 197L211 196ZM238 194H240V195H238ZM253 194L254 195L256 194L257 196L255 195V197H254ZM206 195L209 197H206ZM226 195H228V196H226ZM15 196L18 199H16ZM26 196H27V198H25ZM73 196L76 197L77 194L72 195V198H74ZM210 196H211V199H210ZM219 196H220V198H219ZM29 197L35 198V199L34 198L32 199L34 201H32V200L29 201V202L32 201L31 202L32 204L28 202V204H25L23 206L22 205H20V206L15 205V202L17 200H19V198L22 200H25V199L28 200ZM204 197H205V199H204ZM228 197H229V199H228ZM251 197H252V199H251ZM184 198H186V199H184ZM262 198H263V201L261 200ZM12 199L14 200V202L12 201ZM68 199L72 200L70 198H68ZM201 199H203L202 201H204V202H202ZM232 199H234V200H232ZM184 200H186V201H184ZM216 200L218 202H215ZM221 200H223V201L225 200V201L223 202ZM35 201H37V204H35L36 203ZM55 201L53 202L54 203L53 206L55 204L56 205L59 204V206L58 205L57 206L60 207L59 202H61V200L57 201L55 199ZM242 201H244V202H242ZM249 201L251 203H249ZM260 201H261L262 205L260 204ZM143 202H144V204H143ZM179 202H182V203L179 204ZM193 202H194V204H193ZM198 202H200V203H198ZM116 203L120 204V208L116 207V206H118ZM146 203H148V204H146ZM216 203H217V205H216ZM151 204H152V206H151ZM190 204H193L197 210H195V208L193 206H191ZM198 204H200V205H198ZM8 205H10V206L8 207ZM107 205H108V207H107ZM122 205H125V206H122ZM162 205H163V207H161ZM186 205L187 206L189 205L191 208L189 206L187 207ZM11 206H12V208H11ZM25 206H26V208L30 206V208L32 207V209H34V211L36 210L37 212L32 213L33 210L31 209V211H28V213H27V210H24ZM111 206H113V207L115 206V207L111 208ZM127 206L130 209L129 210L127 208L129 210L128 212L133 214V215H130L129 213L127 214V212L125 213V209ZM105 207L108 208V211L106 210ZM123 207H125V208L121 209ZM183 207H185V208H183ZM214 207H215V209H213ZM56 208L57 207H55V210H56ZM72 208H73V210H72ZM109 208H111V209L109 210ZM117 208H118V212H117ZM231 208L233 210L235 209L234 212H233V210L231 211ZM246 208L248 210L249 209H251V210L248 211V210H246ZM59 209H61V208H58V210ZM70 209H71L72 213H71ZM114 209H115V211H114ZM222 209H223V211H222ZM7 210H8V214L6 213ZM58 210H57V212H58ZM133 210L136 211V213H135L136 216H134L135 214L132 213ZM202 210H204V211L202 212ZM241 210H243V212ZM3 211H5V212H3ZM24 211H26L25 213H27V214H29V212H30L31 215L29 218H26V214H23ZM65 211L67 212V214H65ZM209 211H211V212H209ZM214 211H215V213H214ZM219 211L221 212L220 214H219ZM226 211H227V213H224ZM228 211L232 212V213H229ZM238 211H239V213H238ZM2 212H3V214H2ZM38 212H39V214H38ZM59 212H60V210H59ZM77 212L86 213L84 215L85 218L82 219L83 220L82 223L76 222L75 215ZM198 212L201 215H199ZM205 212L208 214V216H207V214H205ZM140 213H141V215H140ZM165 213H166V215H165ZM1 214L3 217L1 216ZM21 214H22V216L24 215V217L28 220L25 223H23L25 220V219H23V220H21L23 222L20 224L19 215H21ZM33 214H35V215H33ZM53 214H55V212ZM56 214H55V216H56ZM137 214H138V216H137ZM188 214H189V217L187 216ZM196 214H197V216H196ZM202 214L205 215V218ZM227 214L228 215L233 214V215L228 216V218H227ZM32 215H33V217H35V216L37 217V218L35 217L36 221L34 218H31ZM38 215H39V217H38ZM181 215H182V217H181ZM238 215H240V216H238ZM59 216L54 217L55 220L57 218L61 219L62 216L61 217H59ZM162 216H164V217H162ZM234 216H236V217H234ZM17 217L19 220L17 219V221H14V219ZM145 217H147L146 220H144ZM161 217L165 219V222L166 221L167 222L165 223L163 221L164 219L162 220ZM202 217L204 218L203 220H202ZM209 217L212 218V220L216 219V221L215 220L212 221ZM216 217H218V218H216ZM67 218H68V221H67ZM140 218H141V220H140ZM193 218H195V219H193ZM198 218H199V221H198ZM2 219H0V220H2ZM60 219H57V220H60ZM169 219H172V220H169ZM177 219H178V221L180 219V221H183L184 223L179 222L180 223L179 224L176 221ZM188 219H190V220H188ZM243 219L244 220L247 219L248 221L244 222V221H242ZM7 220H8V222H7ZM29 220H31V221H29ZM38 220H40L39 224L37 222ZM93 220H95V221H93ZM100 220H101V222H103L104 225L103 224L101 225ZM110 220L112 222L115 221V224H114L115 226H110L111 225ZM173 220L176 221L177 223L174 222ZM210 220L212 223L210 222ZM50 221H51V219H50ZM236 221L238 222L237 224H235ZM241 221L243 222V224L241 223ZM28 222L29 223L31 222V224L33 222V224H32L33 230H35V228H36V234H37V236H36L37 240L36 239L35 240H36V242L38 241V239L40 241V244H39L40 246L38 245L39 241H38V243H36L37 244L36 246L34 244V247L36 248L35 250L32 249L33 247L31 245V241L35 242V240H32L35 237L32 238L29 242H27V243H30V244H27V246L24 245V243H22L23 244L22 250H21V246L17 245L18 242H16V244L13 245V243H15V241H17L18 237H20L19 239H21L22 235L24 237H26L25 235L28 236V231L25 230L26 229L25 227H28V225H29ZM162 222H164L163 225H162ZM222 222H224V223L222 224ZM14 223H15V227H14ZM16 223L19 225H17ZM97 223H99V224L97 225ZM174 223H176V224H174ZM194 223H197V224H195V225H197L195 228L193 226ZM200 223H201V226H198V225H200ZM208 223H209V226H208ZM239 223H241V224H239ZM244 223L246 224V226L244 225ZM23 224L25 225V227ZM51 224H50V226L48 225L49 228H47V229H50ZM177 224H179L180 227L177 226ZM184 224L189 225V226H184ZM203 224H204V227H203ZM206 224H207V227H205ZM212 224H214V225H212ZM8 225H9V227H8ZM238 225L240 228L238 227ZM241 225H242V228H241ZM19 226H22L20 230H19ZM45 226H46V224H45ZM190 226H191V228H189ZM192 226H193V228H192ZM233 226H235L236 229ZM2 227H3V224H2ZM30 227H29V230H30ZM42 227H44V226H42ZM95 227H98L99 230ZM115 227L120 228V230L116 229L115 230L116 232H114V230H112V229H115ZM123 227H124V229L126 228V230H124ZM144 227L147 228L146 230L144 229L145 231L142 230ZM161 227H162V230H164V228H165L166 231H162ZM9 228H11V229H9ZM238 228H239V230H238ZM71 229H73L74 231H73L72 235L69 236L68 232H70L69 230H71ZM157 229H159L160 231ZM185 229H186V232H185ZM190 229H192V230H190ZM200 229H201V231H200ZM108 230L111 231L109 233L111 235H109V236H107ZM156 230H157V232L158 231L159 232L157 233ZM179 230H180V232H179ZM1 231H2V229H1ZM24 231H27V233H25ZM37 231H38V233H37ZM39 231L42 233V236H41V233ZM45 231L48 232V230H45ZM112 231L114 232L115 235L113 234ZM121 231L123 234L121 233ZM127 231L129 233L130 232L131 233L129 234ZM139 231L142 232V234ZM153 231H155V232H153ZM192 231H193V233H191ZM199 231L202 234L201 233L198 234L197 232H199ZM210 231H212V232H210ZM236 231L238 232V234ZM105 232L107 234H105ZM126 232L128 233V235ZM160 232H161V234L158 235ZM164 232H165L164 235H167V234L173 235V233H174V235H178V237H180L179 239L176 236H174V238L178 239L180 244L177 240H175L172 237V235L171 236L167 235L166 238L164 237V241H163V239H160V237L163 238L162 235ZM170 232H173V233H170ZM194 232H196V233H194ZM12 233H13V235L20 234L21 236L20 235L18 237L15 236L16 239L14 240V238L11 239ZM21 233H23V234H21ZM30 233H29V235H30ZM102 233H104V235H102ZM154 233H155V235H158V236H154L153 235ZM124 234H125V236H124ZM144 234L145 235L148 234V235L143 236ZM38 235H40V236L38 237ZM129 235H131V236L135 235V236L132 238L131 236L128 237ZM181 235L182 236L189 235V236H187L188 241L186 242V240H185L186 237L185 238L183 237L184 239L181 238L182 237ZM213 236H215V237H213ZM222 236H223V238L221 239ZM3 237H5V239ZM41 237H42V240H41ZM43 237L46 240H44ZM126 237H128V238H126ZM136 237H139V238H136ZM156 237L159 238V240H158L159 242L157 241L158 238L156 239ZM169 237H171V238L169 239ZM2 238L4 241L2 240ZM119 238L122 239L121 241H123V243L120 241ZM129 238H131V239H129ZM210 238H212V239H210ZM215 238L218 239L219 241L216 240ZM113 239L114 240L117 239V240L114 241ZM134 239H136V240H134ZM140 239L141 240L143 239V240L138 241ZM214 239H215V242H214ZM224 239L229 240V241L231 240V241L227 242ZM23 240L24 239L22 238V242H24ZM161 240H162V242H160ZM180 240H185V241L181 242ZM245 240H246V242H245ZM116 241H118L117 242L118 244L116 243L117 245H114ZM171 241H173V242H171ZM176 241L178 244H175ZM19 243H20V241H19ZM82 243H84V244H82ZM142 243H144V244H142ZM153 243H154V245H153ZM169 243H170V246H169ZM171 243H174L175 245L172 246L173 244H171ZM208 243H209V245H211L210 247H208L209 246ZM81 244H82V246H81ZM123 244L124 245L127 244V245H125V247H123ZM111 245H112V247H111ZM164 245H166V246H164ZM176 245H178L179 250L175 247ZM232 245H233V248H232ZM25 246L28 247V249ZM115 246H117V247L115 248ZM120 246H122V247H120ZM146 246H148V247H146ZM219 246H220V248H219ZM230 246H231V248H230ZM136 247L139 249H136ZM158 247H159V249H158ZM113 248L115 249V251ZM210 248H211V251L213 249L214 252L213 251L211 252ZM110 249L113 251H111ZM172 249H173V252H172ZM229 249L230 250L232 249L231 250L232 253ZM138 250H140V251H138ZM143 250L144 251L146 250L145 253L143 252L144 255L141 253ZM227 250H229V252ZM81 251H83V252H81ZM116 251H119V252L117 253ZM183 251H185L187 254H185ZM125 252L128 255H126ZM177 252H179V253H177ZM206 252L208 254H206ZM171 253H172V255H171ZM188 253L191 254L190 260L188 259L189 258ZM89 254L91 256H89ZM224 254H226V256H223ZM231 254H232V256H231ZM175 255H177V257H175ZM210 255H211V257H210ZM75 256H76V258H75ZM77 256H79V258ZM126 256L129 260L126 258ZM171 256H174V259ZM205 256L208 258L210 257V258L208 259ZM227 256H228V258H225ZM145 257H147L148 259ZM85 258L87 260L90 259L91 261L89 260L86 262ZM108 258H110V260ZM124 258L127 261H125ZM143 258H145L146 262H142V260H144ZM179 258H182V259H180V261H178ZM74 259H77V260H74ZM206 259H207V261H206ZM228 259H230V260H228ZM170 260H172V261H170ZM231 260H234V261L232 262ZM98 261L99 260H97V263H100V261L99 262ZM116 261H118V258H117V260H116V258H114V260H112L109 263L114 262L115 264H125L123 261H122V263L121 262L117 263ZM128 262H127V264H128ZM95 263H96V261L93 262V264H95ZM103 263H104V261L103 262L101 261V264H103ZM0 264H5V263L0 262ZM130 264H132V263L130 262Z\"/></svg>","mask_w":264,"mask_h":264},{"label":"bare ground","instance_id":"obj_2","mask_svg":"<svg viewBox=\"0 0 264 264\" xmlns=\"http://www.w3.org/2000/svg\"><path fill=\"white\" fill-rule=\"evenodd\" d=\"M35 1H36V0H35ZM48 1H50V0H48ZM48 1L46 0V1H44V3H45V2L48 3ZM54 1H55V0H54ZM54 1H53V2H54ZM56 1H57V0H56ZM56 1H55V2H56ZM58 1H59V0H58ZM96 1H97V0H96ZM100 1H101V0H100ZM105 1H106V0H105ZM108 1H109V0H108ZM117 1H118V0H117ZM128 1H129V0H128ZM135 1H137V0H135ZM138 1H139V0H138ZM138 1H137V2H138ZM144 1H146V0H144ZM176 1H178V0H176ZM186 1H188V0H186ZM210 1H212V0H210ZM210 1L208 0V3H209ZM218 1H219V0H218ZM221 1H222V0H221ZM225 1H226V0H225ZM229 1H230V0H229ZM235 1H237V0H235ZM238 1H239V0H238ZM242 1H243V0H242ZM244 1H245V0H244ZM251 1H252V0H251ZM251 1H250L249 5H253V4H254V6L256 7L255 1H252V3L254 2L253 4L251 3ZM256 1H257V0H256ZM259 1H260V0H259ZM259 1H258V2H259ZM53 2H52V5H51L52 7L55 5V4H53ZM63 2H64L63 4H65V2H66V4H67V0H66V1L63 0ZM68 2H69V1H68ZM94 2H95V1H94ZM120 2L122 3V1H120ZM120 2H117V3H120ZM124 2H126V0L123 1V3H124ZM132 2H133V1H132ZM137 2H135L134 4H137ZM139 2L142 4L141 0H140ZM165 2H166V1H165ZM190 2H191V0H190L189 2H187V3H190ZM201 2H203V1H201ZM223 2H224V0H223ZM223 2H221V3H222L224 6L228 5V1H226L227 4L224 2L226 5H225ZM240 2H241V0H240ZM30 3H31V1H30ZM32 3H34V1H32ZM38 3H39V2H38ZM44 3H43V4H44ZM46 3H45V6L47 5ZM72 3H73V2H72ZM101 3H102V2H101ZM112 3H114L113 0H112ZM121 3L119 4V6H121V8H120L119 6H118V7H119L120 9H123L122 6H124V5H121ZM146 3L150 4V1H149V2L146 1ZM161 3H162V5L164 4L162 1H161ZM176 3H177V2H176ZM176 3H174V4H176ZM182 3H183V1H182ZM208 3H207V4H208ZM218 3H219V2H218ZM229 3H230V2H229ZM244 3H245V2H243V4H244ZM246 3H247V1H246ZM259 3H261V2H259ZM20 4H21V3H19L18 5L20 6ZM27 4H28V3H27ZM34 4H35V3H34ZM40 4H41V2H40ZM49 4H51V2H49ZM56 4H57V3H56ZM69 4H71V3H69ZM98 4H100V3H98ZM98 4L95 3L94 7L92 6L93 9L96 8L97 10L95 9V10L93 11V9H92V7H91L92 10H90V11H92V12H91L92 14H91V13L89 14V11H88L89 9H86V10L88 11V15H87V13H86L87 11H86V12L84 11V12L86 13L87 16H86V18H83L82 20H80L79 17L77 18V19H79L78 21H76L75 19L72 18V19L74 20V21L72 22L71 20L69 21V20L67 19V17H69V16H67V17H66L67 21H69L70 23L72 22V24L70 25V23H68V22H67V23H62L63 26H62V25H61V26H62L63 28H67V29L64 30V32L66 31L65 33H67V30L69 29L67 26H69V27L72 26L73 28H74L75 26H77V27L79 28V30H80V27H81L83 30H84V28H85L84 31H86V30H87V31H88V30L90 31V30L92 29V30H91L92 32L94 31V28H95L96 32H94V33H92L91 31H90L91 33H90L89 31L87 32V33H90V34L100 33V31L104 30L103 27H102V22H103V23H104V22L106 23V21H107L108 19L111 18V17H110L111 14H112V17H114L115 14H116L114 11H116V10H113V8H111L112 6H109V7H110V9H109V8L107 7L108 5L106 6L107 8H103L104 6H101V5H100V7H99ZM109 4H111V3H109ZM114 4H115V3H114ZM125 4L128 5L127 2H126ZM131 4H133V3H131ZM131 4H130V5H131ZM138 4H139V3H138ZM141 4H139V5H141ZM165 4H166V3H165ZM167 4H168V3H167ZM167 4H166V5H167ZM174 4H173V5H174ZM191 4H193V9H194V8H198V9H200V7H201V6L198 7L199 5L196 6V4H194V2L191 3ZM210 4H211V3H210ZM210 4H209V5H210ZM213 4H214V3H213ZM234 4H235V3H234ZM241 4H242V2H241ZM241 4H239L240 7H241ZM261 4H262V3H261ZM35 5H36V4H35ZM57 5L59 6L60 4H57ZM57 5H56L55 8H56V9H57V8L60 9ZM102 5H103V4H102ZM145 5H146V4H145ZM154 5H155V3H154ZM158 5H159V4H158ZM162 5H161V6H162ZM173 5H171V6H173ZM185 5H186V4H185ZM194 5H195L196 7H195ZM200 5H202V4L200 3ZM204 5H206V3L203 4V7H204ZM211 5H212V4H211ZM231 5H232V3H231ZM235 5H236V7L234 6V8H237V7H238V4L236 3ZM247 5H248V3H247ZM258 5H259L258 7H261V8L264 7V6H260V4H258ZM47 6H48V8H49V5H47ZM60 6H61V5H60ZM113 6H115V5H113ZM128 6H129V5H128ZM132 6H133V5H132ZM134 6H135V5H134ZM152 6H153V5H152ZM164 6H165V5H163L162 8L160 7L159 9L164 10ZM216 6H217V5H216ZM216 6H215V4H214V7H212V6H209V7H211L210 9H213V11H214ZM244 6H245V5H244ZM23 7H24V5H23ZM25 7H27V6H25ZM28 7H30V6H28ZM28 7H27V8H28ZM68 7H69V9H72L70 6H68ZM97 7L99 8V10H98ZM115 7H116V6H115ZM130 7H131V6H130ZM154 7H155V6H154ZM165 7H166V6H165ZM205 7H206V9H207L208 6H205ZM222 7H223V6H222ZM222 7H221V8H222ZM229 7H230V5H229ZM232 7H233V5H232ZM240 7H238V8L240 9ZM249 7H250V6H249ZM32 8H34V7H31V8H29V9H27V10H30V9H32ZM35 8H36V6H35ZM39 8H41V7H39ZM43 8H44V7H43ZM43 8H42V9H43ZM50 8H51V7H50ZM53 8H54V7H53ZM53 8H51V9H53ZM55 8H54V10H55L56 13H57V10H58V9L56 10ZM73 8H74V6H73ZM76 8H77V7H76ZM102 8L105 9V10H103ZM124 8H125V6H124ZM131 8H132V7H131ZM134 8H136V7H134ZM134 8H133V10H134ZM138 8H139V7H138ZM138 8H137V9H138ZM169 8H170V6L168 7V9H169ZM221 8H220V5L216 7V9H221ZM234 8H233V9H234ZM243 8H244V7H243ZM37 9H38V7H37ZM100 9H101V10H100ZM107 9H108V10H107ZM114 9H115V8H114ZM125 9H126V8H125ZM152 9H154V8H152ZM201 9H202V8H201ZM204 9H205V8H204ZM210 9H208V10H210ZM227 9H228V8H227ZM227 9H226V7H225V8H224V11H227ZM229 9H230V8H229ZM229 9H228V11L233 12L232 8H231L230 10H229ZM244 9H245L246 12L244 11ZM244 9H243L244 12L242 11V9H240V10H241L243 13H247V12L249 11V10H246V8H244ZM262 9H263V8H262ZM262 9H260V10H262ZM20 10H24V9H20ZM60 10H61V12H62V11L64 10V8L61 7ZM60 10H59V13H60ZM117 10H119V9L117 8ZM131 10H132V9H131ZM131 10H130V11H131ZM157 10H158V9H157ZM191 10H192V9H191ZM221 10H222V9H221ZM234 10H237V9H234ZM240 10H239V11H240ZM263 10H264V9H263ZM263 10H262V11H263ZM24 11H25V10H24ZM32 11H33V9H32ZM35 11H37V10H34V14H35ZM38 11L40 12V9H39ZM46 11H47V10H46ZM46 11H45V12H46ZM49 11H50V10H48V11L46 12V15H47V13H48ZM110 11H111V12H110ZM119 11H121V10H119ZM128 11H129V10H128ZM151 11H153V10H151ZM154 11H156V10L154 9ZM158 11H159V10H158ZM160 11H161V10H160ZM197 11H198V10H197ZM197 11H196V12H197ZM215 11H216V10H215ZM218 11H219V10H218ZM228 11H227L226 14L229 13ZM250 11H251V10H250ZM250 11H249V12H250ZM21 12L23 13V11H21ZM42 12H43V10H42ZM51 12H52V11H50V13H51ZM75 12H76V11H75ZM80 12H83V11L80 10ZM105 12L108 13V14L110 13V14H109L110 16H109L108 14H106ZM117 12H118V11H117ZM121 12H122V11H121ZM134 12H135V11H134ZM134 12H133V13H134ZM165 12H167V11H165ZM165 12H164V15L166 14ZM176 12H177V11H176ZM207 12H208V11H207ZM207 12L205 13L206 15H208ZM219 12H220V11H219ZM231 12H230V13H231ZM236 12H238V11H236ZM236 12H233L234 16H236V15H235ZM251 12H252V11H251ZM263 12H264V11H263ZM263 12H261V13H263ZM0 13H1V12H0ZM50 13H49V14H50ZM52 13H53V12H52ZM52 13H51V14H52ZM62 13H63V12H62ZM62 13H61V14H62ZM64 13H65V12H64ZM68 13H69V12H68ZM68 13H67V14H68ZM128 13H129V12H128ZM130 13H131V12H130ZM133 13H132V14H133ZM137 13H138V12H137ZM157 13H158V12H157ZM157 13H156V14H157ZM221 13H224V12H221ZM24 14H25V12H24ZM24 14H23V15H24ZM36 14H39V13L37 12ZM82 14H83V13H82ZM113 14H114V15H113ZM119 14H120V12H119ZM123 14H125V13H123ZM135 14H136V13H135ZM152 14L154 15L155 13H152ZM156 14H155V16L158 15V14H157V15H156ZM162 14H163V13H162ZM176 14H177V13H176ZM178 14H179V12H178ZM217 14H218V13H217ZM219 14H220V13H219ZM233 14H232V17H233ZM258 14H259V13H258ZM263 14H264V13H263ZM27 15H28V14H27ZM39 15H40V14H39ZM39 15H38V16H39ZM43 15L45 16V13H43ZM43 15H41V16H43ZM52 15H53V14H52ZM58 15H59V14H58ZM65 15H66V14H65ZM65 15L63 14L64 17H65ZM121 15H122V14H121ZM126 15H127V13H126ZM136 15H137V14H136ZM164 15H163V16H164ZM209 15H210V13H209ZM212 15H213V14H212ZM223 15H224V14H223ZM223 15L221 14V15H219V16L223 17L222 20L224 19V21H226L227 19H225V15H224V16H223ZM246 15H247V14H246ZM246 15H245V16H246ZM31 16H35V15H33V12H32V15H31ZM49 16H50V15H49ZM71 16H72V15H71ZM71 16H70L69 18H71ZM77 16H79V15L77 14ZM83 16H85V15H83ZM105 16H106V18H105L106 21L104 20V17H105ZM116 16H118V15H116ZM133 16H134V15H133ZM150 16H151V15H150ZM150 16H149V17H150ZM176 16H177V15H176ZM210 16H211V15H210ZM215 16H216V14H215ZM263 16H264V15H263ZM24 17H25V16H24ZM24 17H23V18H24ZM52 17H56V16H51V18L49 17V20L51 19V23L54 22V20H56V18H55V19L52 21V19H53ZM72 17H73V16H72ZM80 17H81V16H80ZM109 17H110V18H109ZM118 17H120V15H119ZM123 17H125V15H123ZM131 17H132V16H131ZM131 17H130V18H131ZM157 17H158V16H157ZM157 17H156V18H157ZM160 17L163 19L162 15H161ZM179 17H180V16H179ZM196 17H197V16H196ZM199 17H201V15H199ZM226 17H229V16H226ZM232 17H231V18H232ZM253 17H254V16H253ZM253 17H252V18H253ZM42 18H43V17H42ZM59 18H62V17H58V19H59ZM107 18H108V19H107ZM121 18H122V17H121ZM125 18H126V17H125ZM128 18H129V17H128ZM136 18H137V17H136ZM30 19H31V18H30ZM32 19H33V18H32ZM63 19H64V18H63ZM66 19H65V20H66ZM114 19H115V17H114ZM132 19H134V17H133ZM132 19H131V20H132ZM197 19H198V18H197ZM201 19H202V18H201ZM207 19H208V18H207ZM220 19H221V18H220ZM232 19L235 20V18H232ZM232 19H231V20L229 19L230 22L233 21ZM3 20H4V19H3ZM20 20H21V19H20ZM22 20H23V19H22ZM22 20H21V21H22ZM26 20H27V19H26ZM60 20H62V19H60ZM60 20H59V21H60ZM103 20H104V21H103ZM120 20H121V19H120ZM123 20H124V19H123ZM127 20H129V19H127ZM195 20H196V18H195ZM198 20H199V19H198ZM202 20H203V19H202ZM260 20H262V19H260ZM31 21H32V20H31ZM34 21H35V20H34ZM43 21H44V19H43ZM43 21H42V22H43ZM45 21H46V20H45ZM59 21H58V22H59ZM75 21H76V24H75ZM112 21L115 23V21H119V19H117V18H116L115 20L112 19ZM121 21H122V20H121ZM121 21H119V22H121ZM129 21H130V20H129ZM133 21L135 22V21H137V20L134 19ZM200 21H201V20H199V22H200ZM237 21H239V20H237ZM237 21H236L235 23H237ZM243 21H244V20H243ZM243 21H242V22H243ZM4 22H6V21H4ZM28 22H29V21H28ZM63 22H64V21H63ZM124 22H125V20H124L123 22H121L120 24H124ZM201 22H202V21H201ZM259 22H260V21H259ZM32 23H33V22H32ZM35 23H36V22H35ZM44 23H46V22H44ZM109 23H110V22H109ZM117 23H118V22H117ZM126 23H127V21L125 22V25H126V26L130 24V22H128L129 24H126ZM132 23H133V22H132ZM135 23H136V22H135ZM142 23H143V22H142ZM163 23H164V22H163ZM222 23H224V22H222ZM233 23H234V22L229 23V21H228L227 24H228V25H230V24L232 25ZM235 23H234V24H235ZM238 23H239V22H238ZM257 23H258V22H257ZM47 24H48V26H49L50 23H47ZM58 24H59V23H58ZM64 24H67V25L64 27ZM111 24H112V23H111ZM115 24H116V23H115ZM118 24H119V23H118ZM136 24L139 25V23H136ZM147 24H148V23H147ZM165 24H166V23H165ZM21 25H22V24H21ZM52 25H56V24L52 23ZM52 25H51V27H52ZM109 25H110V24H109ZM113 25H114V24H113ZM113 25H111V26H113ZM133 25H135V24L133 23ZM133 25H129V26H130L129 29H130L131 26H133ZM224 25H225V24H224ZM246 25H247V24H246ZM17 26H18V25H17ZM56 26H57V25H56ZM56 26H55V27H56ZM59 26H60V25H59ZM98 26H100V28L102 27V30H100ZM106 26H107V24H106ZM115 26H117V25H115ZM120 26H121V25H120ZM141 26L144 27L145 25L143 26V25H141V23H140V27H141ZM167 26H168V25H165V26L163 25V27H164V29H165L166 31H167V29L169 28V26H168V27H167ZM236 26H238V25H237V24L234 25V28H235ZM35 27H36V26H35ZM51 27H50V28H51ZM72 27H71V28H72ZM77 27H75V29H76V30H75V33L78 32V33H81V35L84 36V33H85V32L82 33L83 30L79 32V30H77ZM107 27H108V26H107ZM118 27H119V26H118ZM140 27H139V28H140ZM147 27H148V26H147ZM166 27H167V28H166ZM224 27H225V26H224ZM53 28H54V27H53ZM53 28H52V29H53ZM71 28H70V30H68V31H71V30L73 31V28H72V29H71ZM113 28H114V27H113ZM137 28H138V27H137ZM148 28H149V27H148ZM176 28H177V27H176ZM176 28H175V29H176ZM229 28H231V26H230ZM55 29H56V28H55ZM55 29H53V30H55ZM57 29H58V28H57ZM97 29L100 30V31L97 32ZM118 29H119V28H118ZM118 29L115 30L116 33H117V30H118ZM123 29H124V28H122V30H123ZM135 29H136V28H135ZM144 29H145V28H143L142 31H143ZM149 29H151V27H150ZM220 29H221V28H220ZM235 29H236V28H235ZM237 29H239V28H237ZM237 29H236V30H237ZM34 30H35V29H34ZM34 30H33V32H34ZM62 30H63V29H62ZM124 30H127V29L125 28ZM136 30H137V29H136ZM162 30H163V29H162ZM3 31H4V30H3ZM3 31H2V32H3ZM59 31H60V30H59ZM105 31H106V29H105L102 33H104ZM129 31H130V30H129ZM139 31H140V30H139ZM139 31H137V32H139ZM150 31H151V30H150ZM166 31H163V32L167 33ZM217 31H218V30H217ZM219 31H221V30H219ZM222 31H224V30L222 29ZM222 31H221V32H222ZM243 31H244V30H243ZM12 32H14V31H12ZM33 32H32V33H33ZM39 32H40V31H39ZM47 32H48V30H47ZM49 32H50V31H49ZM60 32H62V31H60ZM109 32H110V30H109ZM120 32H124V31H121V30H120ZM125 32H126V31H125ZM132 32H133V31H132ZM148 32H149V31H148ZM169 32L172 33V31H169ZM255 32H256V31H255ZM0 33H1V31H0ZM40 33H41V32H40ZM62 33H63V32H62ZM65 33L63 34V36L65 35ZM69 33H71V32H69ZM69 33H67V34H69ZM73 33H74V32H73ZM118 33H119V32H118ZM135 33H136V32H135ZM135 33H134V35H135ZM140 33H142V32H140ZM140 33H138V34L140 35ZM170 33H169V34H170ZM182 33H183V32H182ZM4 34H6V33H4ZM44 34L46 35L45 32H44ZM44 34H43V36H44ZM50 34H51V33H49V35L47 34L46 36H51ZM52 34H55V33H52ZM57 34H58V32H57ZM67 34L65 35L66 37H67ZM121 34H122V33H121ZM125 34H127V33H125ZM129 34H131V32H130ZM132 34H133V33H132ZM132 34H131V35H132ZM150 34L152 35V31L149 33V35H150ZM163 34H164V33H163ZM169 34H168V35H169ZM172 34H173V33H172ZM176 34L178 35V32H177ZM0 35H1V34H0ZM15 35H16V34H15ZM39 35H40V34H39ZM60 35H61V34H60ZM71 35H72V33H71ZM71 35H70V36H71ZM74 35H75V34H74ZM74 35H72V36H74ZM85 35H87V34L85 33ZM117 35H118V34H117ZM147 35H148V34H147ZM147 35H146V37H147ZM165 35H167V34H165ZM181 35H183V37H184V33H183V34H180V36H181ZM186 35H187V34H186ZM58 36H59V35H58ZM63 36H62V38H64V39H62V41L64 42V40H65L66 38L63 37ZM68 36H69V35H68ZM70 36H69V37H70ZM72 36H71V37H72ZM87 36H88V35H87ZM87 36H85V37H87ZM89 36H90V35H89ZM89 36H88V37H89ZM91 36H92L93 38H95V41H94V42H96V40H97L96 37H95L96 35H91ZM91 36H90V37H91ZM137 36H138V35H137ZM137 36L135 35V37H137ZM173 36H174V35H173ZM180 36H179V38H180ZM206 36H207V35H206ZM249 36H250V35H249ZM1 37H2V36H1ZM6 37H7V35H5L4 37H2L3 40L6 39ZM54 37H56V36H54ZM60 37H61V36H60ZM75 37H76V36H74L73 38H74V40L76 41ZM85 37H84V38H85ZM88 37H87V38H88ZM90 37H89V40H91ZM110 37H111V36H110ZM113 37H114V36H113ZM142 37H143V36H142ZM144 37H145V36H144ZM146 37H145V38H146ZM150 37H152V36H150ZM170 37H171V36H170ZM170 37H169V38H170ZM181 37H182V36H181ZM185 37H187V36H185ZM202 37H203V36H202ZM29 38H30V37H29ZM44 38H46V37H44ZM44 38H42V39H44ZM48 38H49V37H48ZM48 38H46L45 40H43V42L46 41ZM52 38H53V37H52ZM57 38H58V37H57ZM81 38H82V37H81ZM107 38H108V36H107V37L105 36V40H106ZM115 38H116V37H115ZM129 38H131V37H129ZM129 38H128V39H129ZM133 38H134V37H133ZM153 38H154V37H153ZM153 38H152V39H153ZM161 38H162V37H161ZM164 38H165V37H164ZM198 38H199V37H198ZM200 38H201V37H200ZM200 38H199V39H200ZM27 39H28V38H27ZM42 39H41V40H42ZM49 39H50V38H49ZM53 39H54V38H53ZM58 39H59V38H58ZM68 39L71 40L72 38H68ZM85 39H86V38H85ZM98 39L100 40V39H102V38H98ZM125 39H126V38H125ZM162 39H163V38H162ZM165 39H166V38H165ZM170 39H173V38H170ZM184 39H185V38H184ZM184 39H183V41H184ZM3 40H2V41H3ZM23 40H26V38L23 39ZM29 40H30V41H29ZM29 40H28V41L31 42V39H29ZM50 40H51V39H50ZM81 40H82V39H81ZM81 40H80L79 42H81ZM92 40H93V39H92ZM126 40H127V39H126ZM129 40H130V39H129ZM129 40H128V41H129ZM140 40H141V41H142V40H145V41H143L145 44H147L148 41H149L148 39L146 40V39H144V38H141ZM166 40H167V39H166ZM174 40H175V39H174ZM177 40H179V39H177ZM185 40H186V39H185ZM189 40H190V39H189ZM200 40H201V39H200ZM0 41H1V38H0ZM5 41H6V40H5ZM47 41H48V40H47ZM47 41H46V42H47ZM67 41H68V40H67ZM101 41H103V40H100L99 42H101ZM134 41H135V40H134ZM151 41H152V40H151ZM157 41H158V40H157ZM157 41H156V42H157ZM160 41L163 42V40H160ZM175 41H176V40H175ZM11 42H12V41H11ZM22 42H24V41H22ZM26 42H27V41H26ZM32 42H33V41H32ZM35 42H36V44H38L37 41H35ZM38 42H42V41L39 40ZM53 42H54V40H53ZM57 42L60 43V41H57ZM76 42H77V41H76ZM82 42H83V41H82ZM82 42H81V44H82ZM99 42L97 41L98 44L96 43V45H97V46H96V49H97L98 47H103V50H102V48H100V51H101V52L106 51V50H105V47H104V45H106V43H105V44L103 43L104 45L101 43L102 46H101V45L99 46ZM143 42L141 43L142 45H144ZM158 42H159V41H158ZM158 42H157V43H158ZM14 43H17V42H14ZM33 43H34V42H33ZM59 43H57V44H59ZM65 43H66V42H65ZM65 43H64V44H65ZM73 43H74V41H73ZM84 43H86V42L84 41L83 44H84ZM90 43H91V41H90ZM128 43L130 44V43H132V41L130 40ZM128 43H127V44H128ZM133 43H134V42H133ZM149 43H150V42H149ZM157 43H155V44H157ZM183 43H184V42H183ZM247 43H248V42H247ZM10 44H11V43L9 42L8 47L6 46L8 49H6V48L3 49V48L5 47V45H4V47H2L3 43L0 44V45H1V46H0V49L5 50V51L7 52V55L9 56V57H6V59H5L6 62H4V63H6V64H7V62H8V64H9V62H10V63H11V62H14V63H15V59H16L17 61H18V59H19L18 55H17V56H14L15 54H14V55H11V54H10V53H12V51H13V53H15L14 50H17V49H14V47H15V48H20V49H18L19 52H20V50L22 49V50H21V54H22V52H23V50H24V47L22 48V46H20L19 43H18V45H19L18 47H16L17 45L14 46L13 44H11V45H12V46H11ZM23 44H24L23 46H25V43H23ZM34 44H35V43H34ZM44 44H45V43H44ZM52 44H53V43H52ZM55 44H56V43H55ZM57 44H56V45H57ZM68 44L70 45L69 42H68ZM81 44H79L78 46H80ZM155 44L153 43L154 46H155ZM204 44H205V42H204ZM26 45H27V44H26ZM39 45H40V44H39ZM45 45H46V44H45ZM47 45H48V44H47ZM49 45H50V44H49ZM56 45H55V47H56ZM61 45H63V44H61ZM66 45H67V44H66ZM71 45H72V44H71ZM75 45H76V44H75ZM84 45H85V44H84ZM91 45H92V43H91ZM93 45H94V46H93ZM93 45L91 46L92 49H93V47H95V43H94ZM260 45L262 46V44H260ZM13 46H14V47H13ZM30 46H31V45H30ZM32 46H33V44H32ZM40 46H43V45H40ZM59 46H60V45H59ZM59 46L57 45V47L59 48V50H57V51L60 53V52L62 51V49H61L62 46H61V47H59ZM63 46H64V45H63ZM78 46L76 47L75 51H80V49H79L80 47H78ZM81 46H82V45H81ZM139 46H140V45H139ZM146 46H147V45H146ZM146 46H145V49H146ZM148 46H149V44H148ZM154 46H153V47H154ZM157 46H158V45H157ZM258 46H259V44H258ZM34 47H35V46H34ZM36 47H38V46H36ZM45 47H46V46H45ZM53 47H54V44H53ZM57 47H56V48H57ZM69 47H70V46H69ZM71 47H72V46H71ZM85 47H86V45H85ZM85 47H84V48H85ZM143 47H144V46H143ZM27 48H28V47H27ZM27 48H26L25 50H27ZM73 48H75V47H73ZM73 48H72V49H73ZM77 48H78V50H77ZM81 48H83V47H81ZM128 48H129V47H128ZM140 48H141V47H139V49H140ZM148 48H149V47H148ZM148 48H147V49H148ZM202 48H203V47H202ZM260 48H261V47H260ZM30 49H32V47H30ZM33 49H35V48H33ZM44 49H46V48H44ZM60 49H61V50H60ZM64 49H65V48H64ZM70 49H71V48H70ZM72 49H71V50H72ZM94 49H95V48H94ZM94 49H93V50H94ZM139 49H138V50H139ZM145 49H142V51L145 50ZM153 49H154L155 51H157V48L155 49V47H154ZM35 50H36V49H35ZM38 50L40 51V49H38ZM38 50H37V51H38ZM55 50H56V49H55ZM73 50H74V49H73ZM73 50H72V51H73ZM97 50H98V49H97ZM124 50H125V49H124ZM148 50H149V49H148ZM236 50H237V49H236ZM30 51H31V50H30ZM41 51H42L41 54L43 55V54H44L43 49H41ZM64 51H65V50H64ZM83 51H84V49H83ZM86 51H87V50H86ZM94 51H96V50H94ZM135 51H136V50H135ZM142 51L140 52V54L142 53ZM200 51H201V47H200ZM263 51H264V50H262V52H263ZM3 52H4V51H3ZM16 52H18V51H16ZM28 52H29V51H28ZM126 52H127V51H126ZM128 52H129V50H128ZM196 52H197V51H196ZM4 53H5V52H4ZM26 53H27V51H26ZM26 53H25V55H26ZM31 53H32V51H31ZM34 53H35V52H34ZM37 53H39V52H37ZM55 53H56V52H55ZM59 53H58V56H59ZM73 53H74V52H73ZM76 53H77V52H76ZM80 53H82V52L80 51ZM83 53H84V52H83ZM83 53H82V54H83ZM95 53H96V52H93L92 54H91V53H90V54H91L92 56H94ZM129 53H130V52H129ZM129 53H128V54H129ZM135 53H136V52H135ZM2 54H3V53H2ZM2 54H0L1 57L3 56ZM18 54H19V53H18ZM27 54H28V53H27ZM41 54L39 53V55H41ZM78 54H79V53H77V56H78ZM99 54H100V53H99ZM101 54H102V53H101ZM103 54H104V52H103ZM128 54H127V55H128ZM195 54H196V53H195ZM252 54H254V53H252ZM4 55H6V54H4ZM22 55H24V54H22ZM29 55H30V52H29V54L26 55V56H29ZM35 55H36V53H35ZM37 55H38V54H37ZM74 55H75V54H74ZM80 55H81V54H80ZM97 55H98V54H97ZM129 55H130V54H129ZM132 55H133V54H131V56H132ZM136 55L139 56L138 53H137ZM154 55L157 56L156 52H155ZM49 56H50V55H49ZM58 56H57V57H58ZM141 56H143V55H141ZM194 56H195V55H194ZM200 56H202V55H200ZM200 56H199V58H200ZM253 56H254V55H253ZM1 57H0V60L3 58V57H2V58H1ZM20 57H21V56H20ZM43 57H44V56H43ZM103 57H104V56H102V60H103ZM143 57H144V56H143ZM143 57H141V58H139V59H143ZM152 57H153V55H152ZM7 58H8L9 61L7 60ZM12 58H15L14 61H12ZM23 58H24V57H23ZM26 58H27V59H25V60H28V61H29V60L32 61V60L34 59V58H32V59H28L29 57H26ZM50 58H51V57H50ZM55 58H56V57H55ZM75 58H76V57H75ZM88 58H89V57H88ZM92 58L94 59V57H92ZM92 58L90 57V59H92ZM99 58H100V57H99ZM210 58H211V57H210ZM259 58H260V57H259ZM3 59H4V58H3ZM3 59H2V61H3ZM10 59H11V61H10ZM37 59H38V58H37ZM53 59H54V58H53ZM53 59L51 60L52 63H53V62H55V63H56V62H57V63L59 62V61H55V60H53ZM90 59H89V60H90ZM135 59L138 60L137 57H136ZM150 59H151V58H150ZM150 59H148V60H150ZM155 59H157V58L155 57ZM155 59H154L153 61H155ZM5 60H4V61H5ZM25 60H24V61H25ZM49 60H50V59H49ZM56 60H58V59L56 58ZM96 60H98V59L96 58ZM104 60H105V59H104ZM131 60H132V59H131ZM160 60L162 61V58H160ZM197 60H199V59L197 58ZM202 60H204V59H202ZM205 60L207 61V60H209V59H205ZM215 60H217L216 57H215ZM2 61H1V62H2ZM17 61H16V63H19V61H18V62H17ZM20 61L22 62L21 59H20ZM35 61H36V60H35ZM35 61H32V62H31V64L33 63V64H32V67H34V63L36 64ZM46 61H48V60H46ZM46 61L43 63L44 66H45ZM98 61H99V60H98ZM132 61H133V60H132ZM139 61H140V60H139ZM37 62H38V61H37ZM49 62H50V61H49ZM61 62H62V61H61ZM83 62H84V61H83ZM87 62H88V61H87ZM87 62H86V66H85V67H87ZM155 62H156V61H155ZM201 62H202V61H201ZM4 63H3V64H4ZM22 63H26V62H22ZM39 63H40V61H39ZM39 63H38V65H39ZM55 63H53V64L55 65ZM90 63H91V62H90ZM96 63H97V61H96ZM101 63H102V61H101ZM135 63H138V62H135ZM139 63H140V62H139ZM141 63L144 64L143 62H141ZM207 63H208V61H207L206 63L203 62L202 65L207 64ZM216 63H217V61H216ZM216 63H215V64H216ZM0 64H1V63H0ZM6 64H4V66H5ZM19 64H21V63H19ZM47 64H50V66H51V68H52V65H53V64L51 65V62H50V63H47ZM79 64H80V63H79ZM88 64H89V63H88ZM91 64H92V63H91ZM208 64H209V63H208ZM22 65H23V66H27L26 64H25V65L22 64ZM22 65H21V67H23ZM29 65H30V62H29ZM94 65H95V64H94ZM94 65H93V66H94ZM97 65H99V64H97ZM134 65H135V64H134ZM155 65H157V64H155ZM211 65L213 66L214 64H211ZM44 66H43V67H44ZM50 66H46V67H47L46 69H48V68L50 69ZM55 66H58V65H55ZM89 66H90V65H88V68H90ZM95 66H96V65H95ZM135 66H136V65H135ZM138 66H139V67H142L141 64L138 65ZM219 66H220V65H219ZM0 67H1V66H0ZM5 67H6V66H5ZM28 67H29V66H28ZM30 67H31V66H30ZM43 67H42V68H43ZM62 67H64V66H62ZM154 67H156V66H154ZM202 67H203V66H202ZM202 67H201V68H202ZM1 68H2V67H1ZM34 68H36V67H34ZM37 68L40 69L41 66H40V67H37ZM79 68H80V67H79ZM95 68L98 70V67H95ZM95 68H94V69H95ZM134 68H135V67H134ZM157 68H158V67H157ZM157 68H156V69H157ZM11 69H12V68H11ZM30 69H31V68H28V70H30ZM46 69H45V71H46ZM54 69H55V67H54ZM58 69L61 71L62 68H58ZM58 69H57V70H58ZM63 69H64V68H63ZM140 69H141V68H140ZM212 69H213V67H212ZM32 70H33V69H32ZM36 70H37V69H35V71H36ZM80 70H81V69H80ZM89 70H91V69H89ZM97 70H96V72H97ZM137 70H138V69H137ZM150 70L152 71V69H149V71H150ZM1 71H2L3 74L6 73V72L3 71V70H0V72H1ZM30 71H31V70H30ZM37 71H38V70H37ZM37 71H36V72H37ZM47 71H48V70H47ZM54 71H55V70H54ZM68 71H69V70H68ZM98 71H99V70H98ZM100 71H101V70H100ZM100 71H99V72H100ZM151 71L149 72L150 75H151ZM156 71H157V70H156ZM11 72H12V71H11ZM33 72H34V71H33ZM43 72H44V71L42 70V73H43ZM57 72H58V71H57ZM152 72H153V71H152ZM30 73H32V72H30ZM40 73H41V71H40ZM46 73H48V72H44L43 74H45V76H46V75H47ZM49 73H51V72H49ZM52 73H53V69H52ZM65 73H66V76H67L68 74L71 76L70 72H63V74H62V73H61V74L59 73V75L62 76V75H64ZM67 73H68V74H67ZM85 73H87V75H88V73H90V71L88 72V70H87V72H85ZM161 73H162V72H161ZM10 74H11V73H10ZM33 74H34V76H36V75L39 74V71H38L37 74H36L35 72H34ZM33 74H31V75H33ZM99 74H100V73H99ZM39 75H41V74H39ZM59 75L57 74V77H59ZM69 75H68V76H69ZM84 75H86V74H84ZM92 75H93V74H92ZM142 75H144V77H147V74H145V73H142ZM145 75H146V76H145ZM34 76H33V77H34ZM51 76H52V75H51ZM51 76H50V77H47V79H50V80L53 79L54 76H56V73H55V75H53V78H51ZM104 76H105V75H104ZM104 76H103V77H104ZM0 77H1V75H0ZM3 77L5 78L6 76H2V77H1V78H2V81H3V79H4ZM10 77H11L10 79L12 80V78H13L12 75H10ZM71 77H72V76H71ZM86 77H87V76H86ZM151 77H152V76H151ZM159 77H160V76H159ZM28 78H29V77H28ZM28 78H27V83H26L27 85H28V82H29V81H28ZM34 78H35V77H34ZM37 78L39 79V78H41V77H38V76H37ZM37 78H35V81H36ZM42 78H44V75L42 76ZM60 78H62V77H60ZM64 78H65V77H64ZM47 79H43V80L40 79V80H42V82H43V81L48 82L49 80H47ZM55 79H56V78H55ZM92 79H93V78H92ZM148 79H149V77H148ZM148 79H147V80H148ZM150 79H151V78H150ZM29 80H30V79H29ZM40 80H37L36 83H38V81H40ZM53 80H54V79H53ZM56 80H58V78H57ZM56 80H55V81H56ZM59 80H60V79H59ZM59 80H58V83H59ZM61 80H62V79H61ZM84 80H85V78H84ZM86 80H87V78H86ZM86 80H85V81H86ZM96 80H98V79L96 78ZM107 80H108V79H107ZM140 80H141V77H140ZM162 80H163V79H162ZM25 81H26V80H25ZM32 81H34V79L32 80V76H31V84H32V85L35 84V81H34L33 83H32ZM100 81H101V80H100ZM144 81H145V80L142 79L143 84H144ZM152 81H153V80H152ZM40 82H41V81H40ZM45 82H44V83H45ZM94 82H95V79H94ZM108 82H109V85H110L113 81H112L111 83H110V81H108ZM147 82H148V81H147ZM147 82H145V84H146ZM29 83H30V82H29ZM51 83L54 84L52 81H51ZM55 83H56V82H55ZM58 83H56V84H58ZM69 83H70V82H69ZM74 83H75V82H74ZM92 83H93V82H92ZM98 83H99V82H98ZM102 83H103V82H102ZM139 83H140V82H139ZM150 83H153V82H150ZM158 83H159V82H158ZM160 83H161V81H160ZM162 83H163L164 86H165V83H166V82H162ZM5 84H7V83L5 82ZM26 84H25V86H26ZM66 84H67V83H66ZM95 84H96V82H95ZM105 84H106V83H105ZM147 84H149V83H147ZM147 84H146V85H147ZM7 85H8V84H7ZM29 85H30V84H29ZM29 85H28V86H29ZM40 85H41V83H39V86H40ZM44 85H45V84H44ZM70 85H71V84H70ZM76 85H77V84H76ZM76 85H72V86L74 87V86H76ZM99 85H100V84H99ZM109 85H107V86H109ZM158 85H159V84H158ZM39 86L37 85V87H39ZM48 86H49V85H48ZM48 86H47V87H48ZM50 86H51V84H50ZM53 86L55 87V85H53ZM66 86H67V85H66ZM162 86H163V85H162ZM4 87H5V86H4ZM30 87H31V86H30ZM32 87H33V86H32ZM35 87H36V84H35ZM45 87H46V86H45ZM47 87L45 88V90H46V89L48 90ZM68 87H69V86H68ZM68 87H67V88H68ZM100 87H101V85H100ZM144 87H146V86H144ZM148 87H149V85H147V88H148ZM17 88H18V87H17ZM27 88H28V87H27ZM33 88H34V87H33ZM39 88H41V86H40ZM51 88H52V86L50 87V89H51ZM97 88H98V85H97ZM97 88H96V89H97ZM103 88H104V87H103ZM156 88H157V90H159L158 87H156ZM156 88H155V89H156ZM162 88H164V87H162ZM162 88H160V89H161V93H162ZM165 88H166V86H165ZM28 89H29V88H28ZM50 89H49V90H50ZM70 89L72 90L73 88L70 87ZM70 89L68 88L67 90H70ZM99 89H100V88H99ZM101 89H102V88H101ZM114 89H116V88H114ZM5 90H6V87H5ZM13 90H14V89H13ZM41 90H43L42 92H43V95H44V94H45L44 89L41 88ZM49 90H48V92H49ZM51 90H52V89H51ZM53 90H54V89H53ZM53 90H52V91H53ZM77 90H79V88H78ZM116 90H117V89H116ZM116 90H115V91H116ZM79 91H80V92H79L80 95H79V93H77V95L81 96V94H82V93H81V89H80ZM98 91H99V90H98ZM100 91H101V90H100ZM155 91H156V90H155ZM37 92H40V89H38ZM53 92H54V91H53ZM53 92H52V93H53ZM64 92H65V91H64ZM69 92H70V91H69ZM69 92H68V93H69ZM72 92H73V91H71V93H70L71 95H72ZM82 92H83V91H82ZM102 92H103V90H102ZM112 92H113V90H112V86H111V93H112ZM254 92H255V91H254ZM17 93H18V92H17ZM19 93H22V92H19ZM40 93H41V92H40ZM46 93H47V92H46ZM66 93H67V92H66ZM68 93H67V94H68ZM113 93H114V92H113ZM154 93H157V91L154 92ZM154 93H153V95H157V94H154ZM41 94H42V93H41ZM50 94H51V91H50ZM73 94L76 95V93H73ZM15 95H17V94H15ZM15 95H14V96H15ZM20 95H21V94H20ZM39 95H40V94H39ZM43 95H41L42 98H43ZM47 95H49V93H48ZM61 95H65V93H62ZM83 95H84V94H83ZM153 95H152V96H153ZM252 95H254V94H252ZM255 95H257V93H256ZM51 96H52V95H51ZM65 96L67 97V96H69V95H65ZM79 96H78V97H79ZM103 96H104V95H102V97H103ZM216 96H217V95H216ZM216 96H215V98H216ZM46 97H47V96H46ZM53 97H54V96H53ZM60 97H61V96H60ZM69 97H70V96H69ZM75 97H76V96H75ZM39 98H40V96H39ZM39 98H38V99H39ZM48 98H49L48 101L46 100L47 98H43V99H45V100L47 101L46 104H49V102L52 101V99H51L49 96H48ZM55 98L57 99V97H54V99H55ZM61 98H63V97H61ZM67 98H68V97H67ZM80 98H81V97H79V99H80ZM207 98H208V97H207ZM50 99H51V100H50ZM68 99H69V98H68ZM70 99H72V98H70ZM73 99H74V96H73ZM79 99H78V100H79ZM211 99H213V98H211ZM222 99H223V98H222ZM222 99H221V101H222V103H223L224 101H223ZM255 99H256V98H255ZM41 100H42V99H41ZM64 100H65V99H64ZM74 100H75V99H74ZM74 100H73V105H75V103H74L75 101H78V100H77V97H76V100H75V101H74ZM214 100H215V99H213L212 101H214ZM217 100H219L218 97H217ZM217 100H215V101H217ZM53 101H54V100H53ZM57 101H58V99H57ZM62 101H63V100H61L60 102H62ZM68 101L70 102V100H68ZM202 101H203V103H200L201 100H199V104H200V105H201V104H205V105L208 107V105L205 103L206 100H202ZM210 101H211V100H210ZM210 101H209V102H210ZM30 102H31V101H30ZM43 102H44V101H43ZM43 102H42V103H43ZM63 102H64V101H63ZM80 102L83 103L81 100H79L78 104H79ZM260 102H261V101H260ZM36 103H37V101H36ZM52 103H53V102H52ZM56 103H57V102H56ZM71 103H72V102H71ZM103 103H104V102H103ZM106 103H107V102H106ZM106 103H105V104H106ZM218 103H219V101L216 102V105H217ZM250 103H253V102L251 101ZM43 104H44V103H43ZM43 104H41V105H43ZM61 104H63V103H61ZM64 104H65V103H64ZM66 104H67V103H66ZM78 104H77V105H78ZM85 104H86V102H85ZM219 104L221 105V102H220ZM224 104H225V103H224ZM253 104H254V103H253ZM257 104H259V103H257ZM22 105H25V107H26L27 103L22 104ZM22 105H21V106H22ZM37 105H38V103H37ZM39 105H40V104H39ZM39 105H38V106H39ZM41 105H40L39 107H41ZM49 105H52V107H54V104H51V102H50ZM49 105H48V106H49ZM58 105H59V103H58ZM220 105H219V106H220ZM259 105H260V104H259ZM259 105H258V106H259ZM70 106H71V105H70ZM105 106H106V105H105ZM186 106H187V105H186ZM189 106H190V105H189ZM222 106H223V105H222ZM222 106H220L221 109H222ZM255 106H256V105H255ZM255 106H254V107H255ZM19 107H20V106H19ZM23 107H24V106H23ZM25 107H24V108H25ZM29 107H30V106L28 105V108H29ZM39 107H37V109H39ZM43 107H44V106H43ZM50 107H51V106H50ZM59 107H60V106H59ZM78 107H79V105H78ZM78 107H77V108H78ZM82 107H83V106H82ZM82 107H79V108L82 109ZM172 107H173V106H172ZM182 107H183V106H182ZM187 107H188V106H187ZM213 107H215V106H213ZM217 107H218V106H217ZM223 107H224V106H223ZM233 107H234V106H233ZM233 107H232V109H233ZM236 107H237V106H236ZM263 107H264V106H263ZM9 108H10V107H9ZM13 108H14V107H13ZM48 108H49V107H48ZM57 108H58V107H56L55 109H57ZM77 108H76V105H75V109H76V110H77ZM83 108H84V107H83ZM183 108H184V107H183ZM189 108H190V107H189ZM201 108H202V107H201ZM209 108H210V107H209ZM211 108H212V106H211ZM229 108H230V107H229ZM255 108H256V107H255ZM260 108H261V107H260ZM260 108L258 109L259 112H261V111H260ZM15 109H16V108H15ZM19 109H20V108H19ZM41 109H42V108H41ZM41 109H40V110H41ZM43 109H47V105H45V107H44ZM49 109H51V110H48V111H50L51 113L54 112V111L52 110V108H49ZM87 109H88V108H87ZM87 109L85 108L86 111H87ZM191 109H192V108L189 109L190 112L192 111ZM199 109H200V108H199ZM232 109H227L226 114H228V112H229L230 110H232ZM234 109H237V108L234 107ZM261 109H262V108H261ZM9 110H10V113H12V112H11V108H10ZM26 110H27V107H26ZM28 110H30V109H28ZM40 110H39V112H40ZM82 110H84V109H82ZM88 110H89V109H88ZM184 110H185V109H184ZM202 110L205 111L204 108H203ZM206 110H208V109H206ZM225 110H226V108L222 110V111H224L223 116L225 115ZM228 110H229V111H228ZM262 110H264V109H262ZM15 111H16V110H15ZM17 111H18V109H17ZM20 111H22V110H20ZM31 111L34 112L35 115L39 113V112L36 113V110L34 111V110L31 109ZM37 111H38V110H37ZM55 111H56V110H55ZM79 111H80V110H79ZM90 111H91V110H90ZM90 111H89V112H90ZM208 111H209V110H208ZM234 111H235V110H234ZM237 111H238V110H237ZM240 111H241V110H240ZM13 112H14V110H13ZM32 112H31V113L28 112V113H29V114H32ZM41 112H42V110H41ZM46 112H47V111H46ZM46 112H45V113L43 112V113L46 114ZM50 112H48V113H50ZM170 112H172V111H169L168 114H167V113H166V114H163V116H164V117L167 116L168 119L171 118V120L173 121V118H174V117H173V118L170 117V114H169ZM193 112H194V111H193ZM193 112L191 113V116H190L191 119H194V117H195V119L198 118L199 115H198L197 117L195 116V115H196V111H195V113H193ZM231 112H232V111H231ZM231 112H229V114H228L229 117L227 118V115H225V116H226L225 118L229 119L230 116H233V115H230ZM241 112H242V111H241ZM255 112H257V109L255 110ZM259 112H258V113H259ZM263 112H264V111H262V113H263ZM5 113H7V112H5ZM8 113H9V111H8ZM20 113H21V112H20ZM34 113H33V117L35 116ZM48 113H47V114H48ZM54 113H55V112H54ZM56 113H57V111H56ZM82 113H83V112H82ZM174 113H175V112H174ZM186 113L188 114L187 111H186ZM204 113H205V112H204ZM215 113H216V112H215ZM215 113H214V114H215ZM218 113H219V112H218ZM233 113H234V112H233ZM235 113H236V111H235ZM17 114L20 115L19 113H17ZM52 114H53V113H52ZM83 114H84V113H83ZM83 114H82V115H83ZM86 114H87V113H86ZM86 114H85V115H86ZM192 114H193L194 116H193ZM197 114H198V113H197ZM206 114L208 115V113H206ZM206 114H205V115H206ZM209 114H210V113H209ZM212 114H213V113H212ZM231 114H232V113H231ZM239 114L242 116V113H239ZM7 115H9V114H7ZM11 115H12V114L9 115V118L7 117V118L10 119V120H11V118H10ZM18 115H17V118L20 117V118H22V120H23V117L25 116L24 113H23V115H24L23 117H22V115H20V116L18 117ZM27 115H28V114H27ZM38 115H39V114H38ZM57 115H58V113H57ZM62 115H63V114H62ZM91 115H93V114H91ZM91 115H90V116H91ZM165 115H166V116H165ZM168 115H169V116H168ZM173 115H174V114H172V116H173ZM188 115H189V114H188ZM216 115L218 116L217 113H216ZM234 115H235V117H238V116H236V114H234ZM259 115H260V114H259ZM13 116H16V115L13 114ZM28 116H29V115H28ZM31 116H32V115H31ZM39 116H40V115H39ZM42 116H43V115H42ZM42 116H41V117H42ZM46 116H47V115H46ZM46 116H45V118L48 117V116H47V117H46ZM49 116H50V115H49ZM90 116H87V115H86L85 117L88 118V117H90ZM94 116H95V114H94L92 117H94ZM97 116H98V115H96L95 117H97ZM163 116H162V117H163ZM192 116H193V118H192ZM213 116H214V115H213ZM217 116H215V118L219 119ZM220 116H222V114H220ZM263 116H264V115H263ZM29 117H30V116H29ZM35 117H36V116H35ZM35 117H34V118H35ZM50 117H51V116H50ZM83 117H84V115H83ZM85 117H84V118H85ZM167 117H166L165 120H167ZM185 117H186V116H185ZM188 117H189V116H188ZM188 117H186V119H185V118H181V117H179V118L183 119V121H179V123H178V121H175L176 118H178V117H175V118H174V121H175V122L173 121V122H174V125L176 126V124L178 123V124H177L178 126L180 125V126L182 127V125H183V127H184V126H185V125L183 124L184 121L187 120V121L189 122V120H191V119H189ZM207 117H209V116H207ZM13 118H14V117H13ZM17 118L15 117V119H17ZM39 118H40V117H39ZM39 118H38V119L35 118V120H37V121L39 122V121L41 120V119H39ZM48 118H49V117H48ZM48 118H47V119H48ZM52 118H53V117H52ZM52 118H50V119L52 120ZM54 118H55V117H54ZM100 118H101V117L97 118L99 122L101 121ZM152 118H153V117H152ZM158 118H159V117H158ZM202 118H203V117H202ZM202 118H201V119H202ZM210 118L213 119L212 117H210ZM220 118L223 119L224 117H223V118L220 117ZM242 118H243V117H242ZM262 118H263V117H262ZM15 119H14V120H15ZM24 119H25V118H24ZM30 119H33V118H30ZM30 119H29V120H30ZM47 119H45V120H47ZM55 119H56V118H55ZM57 119H58V117H57ZM67 119H68V118H67ZM153 119H154V118H153ZM181 119H180V120H181ZM184 119H185V120H184ZM201 119L198 118V120H201ZM211 119H210V120H211ZM243 119H244V118H243ZM245 119H246V118H245ZM26 120H27V118H26ZM35 120H33L34 122H33V121H32V122H33V123H35V122L38 123V122L35 121ZM43 120H44V117H43ZM53 120H54V119H53ZM53 120H52V121H53ZM58 120H59V119H58ZM58 120H57V121H58ZM84 120H86V119H84ZM91 120H92V118H90V121H91ZM94 120H96V119L94 118ZM94 120H92V126H91V129H94V131H95V128H94V127H96L97 124H100V125H101L103 122H102V123H99V122L97 121V122H98V123H97V122L95 121V123H96V125H95ZM156 120H157V119H156ZM158 120H159V119H158ZM163 120H164V119H163ZM177 120H178V119H177ZM235 120H237L238 123L240 122L238 119H235ZM0 121H2V120H0ZM5 121H6V120H5ZM5 121H4V122H5ZM12 121H13V120H12ZM16 121H17V120H16ZM19 121L21 122V119H20ZM23 121L25 122V120H23ZM41 121H42V120H41ZM47 121H48V120H47ZM47 121H45V122H47ZM49 121H50V120H49ZM57 121H56V120L54 121V122L56 123V124H55L56 126H55V125H52V126H51V125H48V124L46 123L45 126L47 125V128H46V129L48 130V132L46 133V132L43 131L44 133H46V134H45L46 137H45V138H44V137H43V138H38L39 141H40L41 139H44V140L46 139L45 141H44V140H42V141L44 142V144H47L49 147H47L46 145H44L43 143H41V146H39V147H40L41 150L43 151V154H42V151H40L41 153L39 152V150H38L39 148L36 149V150H38V151L35 153V154H37V153L39 152L40 155H41V157H42V162H44V163L42 164L41 161H38V162H40L41 165H43L41 169L44 170L43 173L45 174V183H43V181H42V183H41L40 181H36L37 183H35V185H36V187H37L38 189H35V191H32V193L35 192V193H33L35 196L31 193V194H32L35 198H37V199H35L34 197H32V198L29 197L28 200H27V199L22 200V199L19 198V200H17V201L15 202V205H19V206L22 205V206H23V205H25V204H28V202H29L30 200H32L33 198H34L35 200H38V201H39V202H38L39 204H38L37 206H38L39 209L41 208V209H40V213H41V211H42L43 213H41V214H44L43 216H45V217L48 215V216L46 217V219H47V218H48V219H47V221H46V220L42 221L41 224H42L43 222H44V224H42L41 226H39V227H41V228H40V229L38 228V229L41 230L42 228H44V229H43L44 231L42 230L41 232H43V234H44V232H45L46 234L48 233V236H50L49 234H51V233H49V230H50V232L53 231L54 233H58V229L62 226V224H63V225L65 224V219H64V218L68 216L67 212L65 211V214H67L66 216H65L64 214H61V215L59 216L58 213H62L64 207L69 208L68 205H69V206H71V205L73 206V205H75L74 203H76V202H78V200H80V199H78L80 195H78L77 192H74V191H76V190H75L76 187H77L78 190L81 189V184H80L81 181H79L80 177L78 176V173H79L78 170H79L80 168L83 169V168L86 167V165H88V164L85 163V162H87V160H86L85 162L82 161L83 163H82V162H81V163H78L79 160L77 161V160H75V159L73 158V159H74V166H75V167H74V166H73V161H71V160H73L72 157H69V158H70V159H69V158H68V156H69L68 153H65V154H63L64 152L61 153V151H63V149H66V147H67V145H62V144H63V143L66 144V143H65L66 141H72V140H70V138H71V137H72V138L75 137V136H74L75 134H74V135L72 134V136H71L70 134L73 133V132H75V131H76V128H75V129L73 128L75 131H74L73 129L71 130L70 125L72 124V123H71L72 121L69 123L70 120H69V121H67V120L64 121V120H63V122H68V123H63L61 120H59L58 123H57ZM90 121H89V122H90ZM143 121H144V120H143ZM168 121H169V122H168ZM192 121H193V120H192ZM202 121H204V119H203ZM211 121H212V120H211ZM216 121H217V120H216ZM220 121H221V120H219L218 122H220ZM225 121H226V122H228V121L230 122L231 120L229 119V120H225ZM233 121H234V120H233ZM241 121H242V120H241ZM245 121H247V119H246ZM13 122H14V121H13ZM54 122H53V123H54ZM60 122H61L62 124H61ZM166 122L169 124L171 121H170V119H169V120H167ZM181 122H182V123H181ZM188 122H187V124H190V126H191L192 123H193V122H192V123H191V122L188 123ZM199 122H201V121H199ZM212 122L214 123V121H212ZM218 122H216V124H217ZM231 122H232V121H231ZM243 122H244V121H243ZM2 123H3V122H2ZM17 123H18V122H17ZM21 123H23V122H21ZM26 123H27V122H26ZM36 123H35V124H36ZM40 123H41V122H40ZM43 123H44V121H43ZM43 123H41V125H42ZM48 123H52V122L50 121V122H48ZM73 123H74V122H73ZM76 123H77V122H76ZM144 123H146V122L144 121ZM149 123H152V122L150 121ZM155 123L158 124V122H155ZM194 123H195V122H194ZM205 123H206V122H205ZM205 123L203 124V122H202L203 125H205ZM224 123H225V122H224ZM224 123L222 122V123H220V124H217L216 126L218 127V125H219V126L222 125V124L224 125ZM241 123H242V122H241ZM247 123H248V122H246V125H248ZM256 123H257V122H256ZM24 124H25V123H24ZM64 124H66V127H68L67 124H70V125H69V129H70V131H68V133H70V134L67 135L66 137H65L64 134H62V133L65 131V125H64ZM93 124H94V125H93ZM168 124H167V125H168ZM170 124H172V123H170ZM181 124H182V125H181ZM202 124H201V125H202ZM211 124H212V123H211ZM235 124H236V123H235ZM4 125H5V123H4ZM6 125L8 126L9 124L6 123ZM6 125H5V126H6ZM31 125H32V124H31ZM38 125H39V123H38ZM60 125H61V126H60ZM63 125H64V126H63ZM72 125H73V124H72ZM72 125H71V126H72ZM100 125H99V126H100ZM147 125H148V122H147ZM152 125H153V124H152ZM206 125H207V124H206ZM225 125H228V124H225ZM225 125H224L223 127H225ZM231 125H232V124H231ZM231 125H230V126H231ZM242 125H243V123H242ZM242 125H241V126H242ZM26 126H27V125H26ZM49 126H50V127H49ZM73 126H74V125H73ZM77 126H78V125H77ZM154 126H155V125H154ZM160 126H161V125H160ZM172 126H173V125H172ZM180 126H179L178 128H180ZM192 126H193V125H192ZM192 126H191V128H190L191 130L195 129V130H193V131H196V132L199 131V129H198V131L196 130L197 127L195 128V127H192ZM198 126H199V124H198ZM213 126H214V124H213ZM239 126H240V124H239ZM244 126H245V125H244ZM1 127H2V126H0V128H1ZM8 127H9V126H8ZM8 127H7V128H8ZM15 127H17V126H15ZM15 127H14V128H15ZM19 127H20V126H19ZM29 127H30V126H29ZM34 127H35V126H34ZM34 127H33V130H34ZM38 127L41 128L42 126L39 125ZM38 127H36V129H37ZM89 127H90V126H89ZM163 127L165 128V126H163ZM183 127H182V130H181V131L184 130ZM199 127H200V126H199ZM211 127H212V125H211ZM211 127H210V129H211ZM235 127H236V126H235ZM3 128H4L5 130L7 129V128H5L4 126H3ZM49 128H50V129H49ZM164 128L161 130V132H162V131L164 132ZM167 128H168V127H167ZM176 128H177V126H176ZM186 128H187L188 131H187V130H184V131H185V132L187 131V134L189 133V136H190V137H191V135L194 137V135H193L194 133H192V134L190 133L191 130L189 131L188 126H187ZM192 128H193V129H192ZM200 128H201V127H200ZM203 128H204V126H203ZM205 128H207V126H206ZM226 128H227V126H226ZM238 128H239V127H238ZM238 128H237V129H238ZM19 129H21V128H19ZM25 129H26V128H25ZM25 129H24V130H25ZM31 129H32V127H31ZM36 129H35V130H36ZM44 129H45V127H44ZM63 129H64V131L62 132ZM98 129H99V127H97L96 130H98ZM165 129H166V128H165ZM180 129H181V128H180ZM208 129H209V128H208ZM217 129H218V128H217ZM217 129L215 128V130H217ZM227 129H230V128L228 127ZM227 129L225 130V129L223 128L224 131H222V128H221V131H222V132H225V136L227 135L228 138H231V137H229V134L231 135V133L226 134ZM232 129H234V128L232 127ZM232 129H231V130H232ZM237 129H234V132H237V133H238V130H237ZM240 129H244V128L242 127V128H240ZM2 130H3V129H2ZM17 130H18V129H17ZM35 130H34V131H35ZM42 130H43V127H42V129H38V131H42ZM58 130H61V132L58 131ZM66 130H68V128H67ZM202 130H203V129H202ZM205 130H206V129H205ZM235 130H236V131H235ZM36 131H37V130H36ZM71 131H73V132H71ZM79 131H80V130H79ZM98 131H99V130H98ZM176 131H177V130H176ZM176 131H175V132H176ZM203 131H204V130H203ZM208 131H209V130H208ZM210 131H211V130H210ZM18 132H19V131H18ZM21 132H23V130H22ZM21 132H20V133H21ZM31 132H32V130H31ZM43 132H39V133H41V135H42ZM66 132H67V131H65V133H66ZM77 132H78V131H77ZM165 132H166V131H165ZM165 132H164V133H165ZM177 132H178V131H177ZM177 132H176L175 134H173L172 137H174V135H175L176 137H177V135H178L179 137H180V135H182V136L184 135V136H185V134H186V133L184 134V132H183V134H181L182 132H179L180 134H177ZM196 132H195V136H196ZM213 132H214V130H213ZM217 132H219V130H218ZM217 132H215V133H217ZM228 132H230V131H228ZM231 132H232V131H231ZM23 133H24V132H23ZM26 133H27V132H26ZM35 133L37 134V132H35ZM58 133H60V135L62 134V137H65V140H66V141L63 140L64 138L61 137L62 140H60V141H61V143H60V142L58 141V140H59V137L57 136ZM164 133H163V134H164ZM171 133H172V132H171ZM211 133H212V132H211ZM237 133H236V134H237ZM241 133H242V131H241ZM241 133H239V134H241ZM28 134H29V133H28ZM95 134H97V131H96ZM95 134H94V135H95ZM176 134H177V135H176ZM190 134H191V135H190ZM199 134H200V133H199ZM199 134H198V135H199ZM205 134H206V132H205ZM205 134L203 133V135H205ZM208 134H209V133H207V135H208ZM213 134H214V133H213ZM213 134H211V135L213 136ZM220 134H222V133L220 132ZM223 134H224V133H223ZM223 134H222V135H223ZM12 135H13V134H12ZM17 135L19 136V134H17ZM20 135H21V134H20ZM29 135H30V134H29ZM39 135H40V134H39ZM43 135H44V134H43ZM60 135H59V136H60ZM77 135H78V136H77ZM77 135H76V136H77L78 138L81 137V136H79L78 133H77ZM134 135H136V134L134 133L132 136H134ZM168 135H169V134H168ZM198 135L196 136L195 139L191 137L193 140H196V139L199 140V142L197 141L198 143H196V146L194 145V147H196L195 149H197V150H198V148H199V146H197V145H200V141L202 140L201 138H197ZM211 135H209V136H211ZM215 135L219 136V134H215ZM234 135H235V134H234ZM8 136H10V135H8ZM18 136L15 137V136L13 135V136H11V137H12V138L15 137L16 139L19 140V137H18ZM21 136H22V135H21ZM24 136H25V135H24ZM36 136H37V135H36ZM69 136H70V137H69ZM182 136L180 137V138H181V139H180L181 142H182V139H183ZM184 136H183V137H184ZM199 136H201V135H199ZM223 136H224V135H223ZM225 136H224V137H225ZM231 136H232V135H231ZM236 136H237V135H236ZM255 136H256V135H255ZM258 136H259V135H257V137H258ZM11 137L8 138V139H9L8 141L13 140V139H10ZM17 137H18V138H17ZM40 137H41V136H40ZM56 137H57L58 140H56ZM67 137H68V138H67ZM140 137H141V136H140ZM176 137H175V140L179 142V140H178L179 137H177V138H176ZM185 137H188V136L186 135ZM220 137H221V135L219 136V138H220ZM233 137H234V136H233ZM242 137H243V136H241V138H242ZM257 137H256V139H257ZM261 137H262V136H261ZM15 138H14V140H15ZM26 138H28V137H26ZM33 138H34V137H33ZM78 138H77V139H78ZM81 138H83V139H78V142L81 141V143L79 142L80 144H79L78 142L76 143V141H75V140H77L76 137L73 138V141H72V142H68V143H72V144H73V143L75 142V145L78 146V144H79V146H80V147H83V150H84V149L86 148L87 142L85 141V139H84L83 136H82ZM169 138H170L171 141H173L172 139H174V138H171V136H169ZM202 138H203V137H202ZM210 138H211V137H210ZM210 138H209V140L213 139V138H211V139H210ZM228 138H227L226 141H228ZM6 139H7V138H6ZM38 139H37V141H38ZM136 139H137V138H136ZM141 139H142V138H141ZM185 139H186V138H185ZM188 139H189V141H190V138H188ZM200 139H201V140H200ZM214 139H215V138H214ZM217 139H218V137H217ZM217 139H216V140H217ZM220 139H222V137H221ZM232 139H233V138H232ZM237 139H238V138H237ZM239 139H240V137H239ZM242 139H243V138H242ZM252 139L254 140L255 137L252 138ZM256 139H255V140H256ZM258 139H260V138H258ZM1 140H2V139H1ZM53 140H54V142H55L54 145H53ZM55 140H56V141H55ZM134 140H135V139H134ZM183 140H184V139H183ZM193 140H191V141H193ZM229 140H231V139H229ZM255 140H254V142L256 143L257 141H255ZM19 141H22L23 144H22V142H20V143L24 146V138H22V139L19 140ZM46 141H47V142H50V143H51V141H52V145H51L50 143H46ZM82 141H85L86 143H85V142L83 143ZM141 141H144V140L142 139ZM176 141H173V142H176ZM186 141H187V139H186ZM202 141H203V140H202ZM213 141H214V140H213ZM218 141H219V140H218ZM218 141H217V142H218ZM220 141H221V140H220ZM224 141H225V139H223V142H224ZM240 141H241V140H240ZM4 142H5V141H3V144H4ZM57 142H58V143H57ZM62 142H63V143H62ZM168 142H169V141H168ZM178 142H177V143H178ZM203 142H204V141H203ZM205 142H206V141H205ZM205 142H204V143H201L202 147L205 145ZM211 142H212V141H211ZM211 142H206V143L208 144V146H211V145L209 144V143H211ZM234 142H235V141H233V143H234ZM249 142L252 143V140L249 141ZM258 142H259V141H258ZM260 142H261V141H260ZM0 143H1V142H0ZM5 143H6V142H5ZM7 143H8V142H7ZM12 143H13V141H12ZM157 143H159V142L157 141ZM157 143H156V141H155L154 146H155V144H157ZM161 143H162V142H160V146H162V144H163V143H162V144H161ZM190 143H191V142H190ZM212 143H213V142H212ZM212 143H211V144H212ZM221 143H222V142H221ZM225 143H226V142H225ZM231 143H232V142H231ZM235 143H236V142H235ZM235 143H234V144H235ZM261 143H262V142H261ZM261 143H260V144H261ZM9 144H10V143H9ZM42 144H43V145H42ZM81 144L85 145V148H84V146H81ZM143 144H144V143H143ZM169 144H170V143H169ZM169 144H168V145H169ZM183 144H184V143H183ZM183 144H182V145H183ZM186 144H187V142H186ZM186 144H184V145H186ZM203 144H204V145H203ZM214 144H216V143H213L212 145H214ZM223 144H224V143H223ZM236 144H237V145L239 144V140H238V143H236ZM257 144H258V143H257ZM260 144H259V145H260ZM4 145H5V144H4ZM6 145L8 146V144H6ZM32 145H33V144H31L30 146H32ZM37 145H38V144H37ZM60 145H62V147H61ZM168 145H167L166 149H167V148H169V149L171 148V147H170L171 145H169V147H168ZM172 145H174V144H172ZM177 145H178V144H177ZM184 145H183V148H182L183 150H184ZM188 145H189V144H188ZM240 145H242V144H240ZM251 145H253V143H252ZM259 145L256 146V153H257V147L260 148ZM262 145H263V144H262ZM262 145H261V146H262ZM33 146H34V145H33ZM33 146H32V147H33ZM42 146H43V147H42ZM45 146L48 148V151H47V152H46L47 148L45 149V151L43 150V149L45 148ZM59 146H60L61 148H60ZM64 146H66V147H64ZM79 146H78V147H79ZM160 146H159V147H160ZM165 146H166V144H165ZM186 146H187V145H186ZM208 146H207V147H208ZM217 146H218V145H216L215 148H216ZM227 146H228V145H227ZM0 147H4V146H1V145H0ZM9 147H10V146H9ZM11 147H12V146H11ZM11 147H10L9 149H11ZM36 147H37V146H36ZM36 147H33V148H36ZM157 147H158V145H157ZM159 147L156 148V150H157V153H155V155H156L155 158H156V159H157V157H158L157 154L160 155L161 152H162V150H160V149H162V148L159 149ZM163 147H164V146H163ZM219 147H220V146H219ZM224 147H225V146H224ZM228 147H229V146H228ZM232 147H233V146H232ZM237 147H238V146H237ZM252 147H253V146H252ZM252 147L250 146V148H252ZM24 148H25V147H24ZM27 148H28V147H27ZM30 148H31V147H30ZM30 148H29V149H30ZM49 148H50V149H49ZM59 148H60V149L63 148V149H62L61 151H59ZM88 148H89V147H88ZM179 148H180V147H179ZM205 148H206V145H205ZM205 148H204V149H205ZM229 148H231V146H230ZM235 148H236V146H235ZM245 148H246V147H245ZM250 148H249V146H248L247 149L250 151ZM253 148H255V147H253ZM253 148H252V149H253ZM262 148H263V147H262ZM262 148H261V149H262ZM0 149H1V148H0ZM2 149H3V148H2ZM4 149H5V148H4ZM7 149H8V148H7ZM154 149H155V148H154ZM158 149H159V150H158ZM166 149H165V147H164V150H163V151H165ZM169 149H167V150H169ZM191 149H192V148H191ZM193 149H194V148H193ZM193 149H192V150H193ZM206 149H208V148H206ZM209 149H210V147H209ZM209 149H208V150H209ZM211 149H212V147H211ZM211 149H210V150H211ZM213 149H214V148H213ZM213 149H212V150H213ZM222 149L224 150V148H222ZM241 149H242V148H241ZM252 149H251V150H252ZM33 150H35V149H33ZM67 150H68V149H67ZM156 150H155V151H156ZM175 150H178L177 147L175 148ZM186 150H187V149H186ZM208 150H207V153H208V152H211V153H212V150H211V151H208ZM232 150H233V148H232ZM254 150H255V149H254ZM254 150H253V151H254ZM28 151H29V150H28ZM58 151H59V152H58ZM85 151H86V150H85ZM158 151H159V152H158ZM160 151H161V152H160ZM179 151H180V149H179ZM201 151H202V149H201ZM205 151H206V150H205ZM228 151H229V150H228ZM228 151H227V149H226V152H228ZM230 151H231V150H230ZM230 151H229V152H230ZM244 151H245V150H244ZM87 152H89V151H87ZM140 152H141V151H140ZM166 152H167V154H168V151H165L163 154H165ZM174 152H175V151H174ZM176 152H177V151H176ZM176 152H175V153H176ZM185 152H186V151H185ZM190 152H191V150H190ZM192 152H193V151H192ZM195 152H196V151H195ZM218 152L221 153L220 150L217 151V153H218ZM259 152H260V151H259ZM29 153H30V152H29ZM29 153H28V155H29ZM32 153H33V152H32ZM59 153H60V156L58 155ZM175 153H174V154H175ZM177 153H178V152H177ZM179 153H182V151L179 152ZM207 153L204 155L205 158H207V156H208ZM211 153H210V154H211ZM220 153H218V155H219ZM242 153H243V152H242ZM253 153H254V152H253ZM35 154L33 153L34 156H35ZM69 154H71V153H69ZM143 154H145V153H143ZM167 154H166V155H167ZM172 154H173V153H172ZM174 154H173V155H174ZM184 154H185V153H184ZM187 154H188V153H187ZM194 154H195V153H194ZM194 154H193V155H194ZM196 154H197V153H196ZM202 154H203V153H202ZM210 154H209V155H210ZM37 155H39V154H37ZM43 155H44L45 157H44ZM62 155H63V159H66V163H67V161H69L70 164H69V163H67L68 165H66V164H65V165H64V164H61V163L64 162V160L61 159V158H62V157H61ZM64 155H65V156L68 155L67 158H66ZM152 155H153V154H152ZM168 155H170V154H168ZM179 155H181V154H179ZM190 155H191V153H190ZM239 155H240V153H239ZM239 155H238V156H239ZM260 155H261V154H260ZM57 156L61 157V158H60V161L62 160L63 162H62V161H61V162H60V161H57V160H59V157H57ZM70 156H72V154H71ZM161 156H162V154H161ZM175 156H176V155H175ZM236 156H237V155H236ZM241 156H242V155H241ZM30 157H31V159H33V156H30ZM36 157H37V159H40V158H41V157L38 158L39 156H35L34 159H36ZM43 157H44V159H43ZM56 157H57V158H56ZM64 157H65V158H64ZM162 157H163V156H162ZM162 157H161V158H162ZM164 157H165V156H164ZM167 157H168V156H167ZM172 157H173V156H172ZM185 157H186V156H185ZM187 157H188V156H187ZM190 157L192 158V155H191ZM190 157H189V158H190ZM193 157H194V156H193ZM204 157H203V158H204ZM28 158H29V156H28ZM100 158H101V157H100ZM179 158H182V157H179ZM191 158H190V159H191ZM197 158H198V157H197ZM203 158H202V159H203ZM217 158H218V157H217ZM228 158H229V157H228ZM234 158H235V156H234ZM12 159H16V158H12ZM37 159H36V160H37ZM77 159H78V158H77ZM79 159L81 160V158H79ZM175 159H176V158H175ZM175 159H174V160H175ZM184 159H185V158H184ZM199 159H200V157H199ZM202 159H200V162H201ZM20 160H21V159H20ZM29 160H30V159H29ZM88 160H89V159H88ZM141 160H142V158H141ZM148 160H149V157H148ZM148 160H147V161H148ZM152 160H153V159H152ZM152 160H150V161H152ZM168 160H169V158H168ZM178 160H179L180 162H182L180 159H178ZM191 160H192V159H191ZM27 161H28V159H27ZM32 161H34V160H32ZM32 161H30V164H32V165L35 164V165L38 166V164H40V163H37V164H36L35 162H32ZM70 161H71V162H70ZM142 161H143V160H142ZM169 161H170V164H171V163H172L171 160H169ZM172 161H173V158H172ZM196 161L198 162V160H196ZM196 161H195V162H196ZM203 161L205 162L204 159L202 160V162H203ZM14 162H15V161H14ZM19 162H20V161H19ZM31 162H32V163H31ZM36 162H37V161H36ZM58 162H60V164H59ZM75 162L77 163V165L75 164ZM159 162H160V163H161V162L166 163L165 160H163V161L160 160ZM167 162H168V161H167ZM197 162H196V163H197ZM11 163H12V162H11ZM71 163H72V164H71ZM84 163H85V165H84ZM150 163H151V162H150ZM153 163L155 164V161H154ZM153 163H152V164H153ZM156 163H158L157 160H156ZM20 164H23V163H22V162H21V163H18V167H19V168H22L23 165H21V167H20ZM28 164H29V163L27 162L26 165H28ZM78 164H80V165L78 166ZM152 164H151V165H152ZM158 164H159V163H158ZM168 164H169V162H168ZM187 164H189V163L187 162ZM263 164H264V162H263ZM32 165H31V167H32ZM41 165H39V167H41ZM70 165H72V166L74 167V169L76 168L75 170H77V171L75 172V176H74V177H73V172H72V174H70L71 171H72V170L70 171V169L73 168V167L70 166ZM162 165L164 166L165 164H162ZM178 165H179V164H178ZM24 166H25V164H24ZM24 166H23V168H22V171H24V170H25V172L29 171L28 169H27V171H26V167H25V169H24ZM84 166H85V167H84ZM149 166H150V165H149ZM157 166H158V165H157ZM159 166H160V164H159ZM165 166H166V165H165ZM187 166H188V165H187ZM194 166H195V165H194ZM201 166H202V165H201ZM4 167H5V166H4ZM6 167H7V166H6ZM6 167H5V168H6ZM16 167H17V166H16ZM18 167H17V168H18ZM29 167H30V166H29ZM29 167H27V168H29ZM39 167H36V168H35V166H34L35 169H37V168L39 169ZM71 167H72V168H71ZM125 167H126V166H125ZM128 167L131 168V166H128ZM150 167L152 168V167H154V166L152 165V166H150ZM161 167H162V166H161ZM182 167H183V166H182ZM188 167H189V166H188ZM259 167H260V166H259ZM5 168H2V171H3V169L5 170ZM7 168H8V169H6V171H7V170L9 171V175H10V172H11L10 179L12 180V182H13V179H14V180L16 181L15 184H16L17 186H20V185H18V183H17V179H19L20 182H21V186H22V184L24 183V182L22 183V180H24V176H23L22 179L19 178V177H18L17 179H15V178H11V177H13V176H12V175H13L12 172H13L14 170L16 171V168H15V167H12V168H14V170H9V169H11V167H7ZM34 168L32 167V169H34ZM78 168H79V169H78ZM87 168H88V166H87ZM151 168H150V169H151ZM156 168H157V167H156ZM38 169L35 170V171H38ZM74 169H73V170H74ZM125 169H127V168H125ZM125 169H124V170H125ZM133 169H134V168H133ZM137 169H138V168H136V170H134V171H136V172L138 171V173L140 172V174H141V172L143 171L144 173H142V174H146L144 170H142V169H138V170H137ZM152 169H153V168H152ZM154 169H155V168H154ZM154 169H153V170H154ZM185 169H186V168H185ZM190 169H191V167H190ZM196 169H197V168H196ZM254 169H255V168H254ZM254 169H253V170H254ZM0 170H1V169H0ZM17 170H18V169H17ZM80 170H81V169H80ZM140 170H141V171H140ZM158 170H160V169H157V171H158ZM163 170H164V169H163ZM165 170L167 171V169H165ZM256 170L258 171V169H256ZM8 171H7V172H8ZM18 171H19V172H22V171H20V170H18ZM64 171H67V172H65L66 175H64L61 179H59V178H55V177H54V174H56V173H57V174H58V173H59V174H61V173L64 174ZM83 171H84V169H83L82 171H80V173H79V174H81V177L83 176L82 174H85ZM127 171H129V170H127ZM131 171H133V170H131ZM149 171H150V170H149ZM149 171H148V174H149ZM155 171H156V170H155ZM251 171H252V170H251ZM254 171H255V170H254ZM259 171H260V170H259ZM259 171H258V172H259ZM4 172H5V171H4ZM4 172H2V173H4ZM7 172H5V173L7 174ZM19 172H17V173H19ZM33 172H34V171H33ZM39 172H40V171H39ZM82 172H83V173H82ZM125 172H126V171H125ZM146 172H147V171H146ZM159 172H161V171H158V173H157V172H156V173L159 174ZM263 172H264V171H263ZM0 173H1V172H0ZM5 173H4V174H5ZM17 173L14 174V175L17 176ZM30 173H31V175L29 174V177L32 176L31 179L34 178V175H33V173H32V170H31ZM41 173H42V172H41ZM41 173H40V175H41ZM76 173H77V174H76ZM247 173H248V172H247ZM19 174H20V173H19ZM19 174H18V176H20ZM35 174H37V173H35ZM126 174H127V173H126ZM128 174H129V172H128ZM150 174H151V175L154 174V176L156 175L155 172H153V171H152V173L150 172ZM243 174L245 175V173H243ZM255 174H256V173H255ZM263 174H264V173H262V175H263ZM22 175H24V173L21 174V176H22ZM25 175H26V174H25ZM123 175H124V174H123ZM132 175H134V177L136 176L137 178H139V174L137 175V174H135V172L132 173ZM132 175H131V176H132ZM151 175H150V176H151ZM249 175H252V173H251V174H248V176H249ZM42 176H43V175H42ZM76 176L78 177V180H77V179H76V180L74 179ZM127 176H128V175H127ZM129 176H130V174H129ZM129 176H128V177H129ZM131 176H130V178H128V179L134 178L133 176H132V177H131ZM253 176H254V175H253ZM6 177H7V176H6ZM86 177H87V179L89 178V176H86ZM86 177H84V178L82 177L83 180H85ZM151 177H152V176H151ZM151 177H149V178H151ZM244 177H245V176H244ZM258 177H259V176H258ZM137 178H135V179H137ZM231 178H232V177H231ZM233 178H234V177H233ZM233 178H232V179H233ZM247 178H248V177H247ZM250 178H251V176H249V179H250ZM260 178H261V177H260ZM260 178H259V179H260ZM10 179H9L8 181H10ZM36 179H37V180H41V179L38 178V177H37ZM43 179H44V178H43ZM122 179L124 180V179H126V178H125V177H124V178L122 177ZM225 179H226V178H225ZM229 179H230V178H229ZM232 179H230V180H232ZM240 179H241V178H240ZM249 179H247V180H249ZM255 179H256V178H255ZM19 180H18V182H19ZM29 180H30V179H29ZM133 180H134V179H133ZM234 180H235V179H234ZM263 180H264V178H263ZM263 180H262V181H263ZM33 181H34V180H33ZM33 181H31V182H33ZM125 181H128V180H125ZM135 181H136V180H135ZM241 181H242V179H241ZM254 181H255V180H254ZM258 181H259V180H258ZM258 181H257V183H258ZM12 182H11V185H13ZM25 182H26V180H25ZM27 182H30V181L27 180ZM132 182H133V181H132ZM136 182H137V183H136ZM136 182H135V185L137 184V186H138L139 182H138V181H136ZM207 182H208V184L210 183L209 181H207ZM219 182H220V181H219ZM243 182H245V184H246V181L243 180ZM248 182H249V181H248ZM251 182H252V181H251ZM255 182H256V181H255ZM75 183H76V185H75ZM211 183H213V184H214L213 186H215V187L218 186L217 183H216V185H215L214 181H211ZM211 183H210L209 185H211ZM238 183H239V182H238ZM240 183H241V182H240ZM257 183H256V184H257ZM261 183H262V182H261ZM24 184H25V183H24ZM77 184H78V185H77ZM79 184H80V185H79ZM206 184H207V183H206ZM233 184H234V183H233ZM242 184H244V183H242ZM25 185H28V184L26 183ZM225 185H227V184H225ZM252 185H253V184H252ZM17 186H16V187L14 186L15 189L17 188ZM30 186H33V185L30 184V185H29V188H30ZM75 186H76V187H75ZM261 186H262V185H261ZM0 187L2 188V189L0 188V191L2 192V190H3V192H2L0 195L6 196V195H7L6 193H8V195H9V202H11L10 199H11V197L14 195L13 192H12V191H13L12 188L10 187V188H11V189H10V190H11L10 192H11L13 195L10 196V193L7 191L8 188H6L7 186L5 187V185H4V188H3L2 185H0ZM8 187H9V186H8ZM23 187H25V186H23ZM207 187H208V185H207ZM251 187H253V186H251ZM18 188H19V187H18ZM18 188H17V189H18ZM20 188H21V187H20ZM20 188H19V189H20ZM34 188H35V187H34ZM71 188L73 189V193H70V194H72V195H74V194L76 195V194H77L76 197L73 196L75 199L72 198V195L68 197V192H70V191L72 192V189H71ZM208 188H209V187H208ZM213 188H214V187H213ZM220 188H222V187L220 186ZM223 188H224V187H223ZM223 188H222V189H223ZM259 188H260V187H259ZM4 189H5L6 191H5ZM19 189H18V190H19ZM201 189H202V188H201ZM224 189H225V188H224ZM230 189H231V188H230ZM242 189H243V188H242ZM242 189H241V190H242ZM257 189H258V188H257ZM263 189H264V187H263ZM8 190H9V189H8ZM25 190H26V189H25ZM33 190H34V189H33ZM78 190H77V191H78ZM210 190H211V189H210ZM228 190H229V189H228ZM231 190H232V189H231ZM19 191H22V193H23L24 190H19ZM19 191H17V193H18ZM205 191H206V190H205ZM235 191H237V190H235ZM213 192H214V191H213ZM213 192L211 191V193H213ZM221 192H222V191H221ZM224 192H225V191H224ZM262 192H263V191H262ZM209 193H210V191H209ZM216 193H218V192H216ZM237 193H239V192H237ZM243 193H245V192H243ZM252 193H253V192H252ZM26 194H27V193H26ZM31 194H30V192H29V194H28L27 196H29V195H31ZM214 194H215V193H214ZM214 194H212L211 196H213ZM8 195H7V197H8ZM19 195H20V194H19ZM23 195H24V194H23ZM181 195H182V194H181ZM203 195H204V194H203ZM238 195H240V194H238ZM253 195H254V194H253ZM255 195H256V194H255ZM255 195H254V197H255ZM21 196H22V195H21ZM27 196H26L25 198H27ZM179 196H180V195H179ZM211 196H210V199H211ZM226 196H228V195H226ZM256 196H257V195H256ZM7 197H6V198L3 197V198H1V200L4 199V201L6 200V201L8 202ZM56 197H57V198H56ZM67 197L70 198V199H72L73 201H72V200H69ZM77 197H78V198H77ZM206 197H209V196L206 195ZM213 197H214V196H213ZM236 197H237V196H236ZM258 197H259V196H258ZM262 197H263V196H262ZM15 198H16V196H15ZM15 198H14V199H15ZM23 198H24V197H23ZM53 198H54V199H53ZM59 198H60V199H59ZM76 198H77L78 200H77ZM219 198H220V196H219ZM16 199H18V198H16ZM55 199H56L57 201L61 200V202H59V203H60V207H58L59 204H57L58 206H57L56 204L54 205L55 207H57L56 210H55V207L53 206V204H54L53 202L55 201ZM182 199H183V198H182ZM182 199H181V200H182ZM184 199H186V198H184ZM199 199H200V198H199ZM204 199H205V197H204ZM225 199H226V198H225ZM228 199H229V197H228ZM251 199H252V197H251ZM67 200H68V201H67ZM74 200H75V202H74ZM202 200H203V199H201V201H202ZM212 200H213V199H212ZM232 200H234V199H232ZM249 200H250V199H249ZM261 200L263 201V198H262ZM4 201H0V202H1L0 204L3 205V206H5V205H4L5 203H4V204L2 203V202H4ZM12 201L14 202L13 199H12ZM32 201H34V200H32ZM32 201H31V202H32ZM70 201H71V202H70ZM147 201H148V200H147ZM184 201H186V200H184ZM198 201H199V200H198ZM221 201H223V200H221ZM224 201H225V200H224ZM224 201H223V202H224ZM226 201H227V200H226ZM7 202H6V203H7ZM9 202H8L7 204H10ZM31 202H29V203H31ZM35 202H36L35 204H37V201H35ZM55 202H56V201H55ZM72 202H74V203L71 204ZM188 202H189V201H188ZM202 202H204V201H202ZM209 202H210V201H209ZM215 202H218V201L216 200ZM228 202H229V201H228ZM242 202H244V201H242ZM57 203H58V202H57ZM69 203H70L71 205H70ZM177 203H178V202H177ZM180 203H182V202H179V204H180ZM183 203H184V202H183ZM198 203H200V202H198ZM249 203H251V202L249 201ZM31 204H32V203H31ZM116 204H117V203H116ZM140 204H141V203H140ZM143 204H144V202H143ZM146 204H148V203H146ZM193 204H194V202H193ZM193 204H190V205L193 206V207L195 208V206H194ZM236 204H237V203H236ZM246 204H247V203H246ZM260 204H261V201H260ZM1 205H0V208L2 209ZM29 205H30V204H29ZM39 205H40V206H39ZM117 205H118V206H116V207L120 208V204H117ZM184 205H185V204H184ZM184 205H183V206H184ZM198 205H200V204H198ZM216 205H217V203H216ZM237 205H238V204H237ZM237 205H236V206H237ZM243 205H244V204H243ZM251 205H252V204H251ZM261 205H262V204H261ZM9 206H10V205H8V207H9ZM37 206H36V207H37ZM72 206H71V207H72ZM76 206H77V203H76ZM122 206H125V205H122ZM128 206H129V205H128ZM128 206H127L126 209H125V213L127 212V214L129 213L128 211L130 210V209L128 208ZM151 206H152V204H151ZM158 206H159V205H158ZM164 206H165V205H164ZM186 206H187V205H186ZM186 206H185V207H186ZM188 206H189V205H188ZM188 206H187V207H188ZM207 206H208V205H207ZM211 206H212V205H211ZM219 206H220V205H219ZM233 206H234V205H233ZM233 206H232V207H233ZM238 206H239V205H238ZM248 206H249V205H248ZM16 207H17V206H16ZM16 207H15V208H16ZM107 207H108V205H107ZM112 207H113V206H111V208H112ZM114 207H115V206H114ZM114 207H113V208H114ZM138 207H139V206H138ZM161 207H163V205H162ZM185 207H183V208H185ZM189 207H190V206H189ZM5 208H7V206H5ZM11 208H12V206H11ZM17 208H18V207H17ZM24 208H25V209H24ZM24 208H23L24 210H27V213H28V211H31V209H32V207L30 208V206L27 207L28 209L26 208V206H25ZM58 208H61L62 210L59 209V210H60V212H59ZM73 208H74V206H73ZM73 208H72V210H73ZM105 208H106V207H105ZM111 208H109V210H110ZM118 208H117V212H118ZM124 208H125V207H123V208H121V209H124ZM127 208H128L129 210H128ZM154 208H155V207H154ZM183 208H182V209H183ZM190 208H191V207H190ZM233 208H234V207H233ZM247 208H248V207H247ZM247 208H246V210H248ZM255 208H256V207H255ZM7 209H8V208H7ZM13 209H14V208H13ZM36 209H37V208H36ZM131 209H132V208H131ZM162 209H163V208H162ZM187 209H188V208H187ZM213 209H215V207H214ZM216 209H217V208H216ZM32 210H33L32 213L37 212L36 210L34 211V209H32ZM57 210H58V212H57ZM74 210H75V208H74ZM106 210L108 211V208H106ZM119 210H120V209H119ZM126 210H127V211H126ZM159 210H160V209H159ZM195 210H197V209L195 208ZM200 210H201V209H200ZM205 210H206V209H205ZM232 210H233V209L231 208V211H232ZM234 210H235V209H234ZM234 210H233V212H234ZM249 210H251V209H249ZM249 210H248V211H249ZM254 210H255V209H254ZM0 211H1V210H0ZM15 211H16V210H15ZM70 211H71V209H70ZM114 211H115V209H114ZM123 211H124V210H123ZM137 211H138V210H137ZM203 211H204V210H202V212H203ZM215 211H216V210H215ZM215 211H214V213H215ZM222 211H223V209H222ZM229 211H230V210H229ZM229 211H228V212H229ZM241 211L243 212V210H241ZM3 212H5V211H3ZM3 212H2V214H3ZM21 212H22V211H21ZM25 212H26V211H24L23 214H26V218H29L30 215H31L30 212H29V214H27V213H25ZM54 212H55V214L57 213V214H56L57 217H58V216H59V217L62 216L61 219H60V218H57V219H60V220H57V219L55 220L54 217H56V216H55V214H53ZM117 212H116V213H117ZM120 212H121V211H120ZM151 212H152V211H151ZM209 212H211V211H209ZM6 213L8 214V210H7ZM71 213H72V211H71ZM132 213L135 214L136 211L133 210ZM194 213H195V212H194ZM220 213H221V212L219 211V214H220ZM224 213H227V211L224 212ZM229 213H232V212H229ZM238 213H239V211H238ZM238 213H237V214H238ZM2 214H1V216H2ZM4 214H5V213H4ZM38 214H39V212H38ZM85 214H86V213H84V212H77L76 215H75L76 222H81V223H82V221H83L82 219L85 218V217H84ZM129 214H130V215H133V214H131V213H129ZM138 214H139V213H138ZM138 214H137V216H138ZM142 214H143V213H142ZM167 214H168V213H167ZM174 214H175V213H174ZM198 214H199V212H198ZM205 214H207V213L205 212ZM233 214H234V213H233ZM233 214H232V215H233ZM242 214H243V213H242ZM28 215H29V216H28ZM33 215H35V214H33ZM33 215L31 216V218H34L35 221H36V218H37V217L35 216V217H36V218H35V217H33ZM130 215H129V216H130ZM140 215H141V213H140ZM163 215H164V214H163ZM165 215H166V213H165ZM199 215H201V214H199ZM202 215H203V214H202ZM210 215H211V214H210ZM210 215H209V216H210ZM213 215H214V214H213ZM221 215H222V214H221ZM232 215H230V214L228 215V214H227V218H228V216H232ZM14 216H15V215H14ZM27 216H28V217H27ZM63 216H64V217H63ZM134 216H136V214H135ZM187 216L189 217V214H188ZM196 216H197V214H196ZM203 216H204V218H205V215H203ZM207 216H208V214H207ZM215 216H216V215H215ZM238 216H240V215H238ZM2 217H3V216H2ZM19 217H20V220H19L18 217H17V218L14 219V221H17V219H18V220L20 221V224H21V223L23 222V221H21V220L25 219L23 223H25V222L28 220V219H26V218L24 217V215L22 216V214L19 215ZM23 217H24V218H23ZM38 217H39V215H38ZM162 217H164V216H162ZM162 217H161V218H162ZM181 217H182V215H181ZM188 217H187V218H188ZM194 217H195V216H194ZM200 217H201V216H200ZM222 217H223V216H222ZM234 217H236V216H234ZM263 217H264V216H263ZM31 218H30V219H31ZM43 218H44V217H43ZM49 218L51 219V221H50ZM53 218H54V219H53ZM136 218H137V217H136ZM141 218H142V217H141ZM141 218H140V220H141ZM146 218H147V217H145L144 220H146ZM196 218H197V217H196ZM204 218L202 217V220H203ZM209 218H210V217H209ZM216 218H218V217H216ZM229 218H230V217H229ZM0 219H2V218H0ZM4 219L6 220L7 217H6V218L4 217L2 220H0V222H1V223H0V224H1V225H0V227H1V228H0V233L3 234V236L6 237V232H7V231H6V225H5L6 223H4V221H3ZM44 219H45V218H44ZM63 219H64V220H63ZM69 219H70V218H69ZM163 219H164V218H162V220H163ZM167 219H168V218H167ZM193 219H195V218H193ZM206 219H207V218H206ZM210 219L212 220V218H210ZM223 219H224V218H223ZM232 219H233V218H232ZM232 219H231V220H232ZM32 220H33V219H32ZM95 220H96V219H95ZM95 220H93V221H95ZM106 220H107V219H106ZM151 220H152V219H151ZM151 220H150V221H151ZM169 220H172V219H169ZM188 220H190V219H188ZM211 220H210V222H211ZM214 220L216 221V219H214ZM214 220H212V221H214ZM29 221H31V220H29ZM39 221H40V220L37 221L38 224L40 223ZM45 221H46V222H45ZM48 221H49V222H48ZM52 221H53L54 223H55V221H57V222H59V223H62V224H59V223H58L59 225H57V226H59V227H58V229L56 228V229H57V232L54 231V230L52 229V228H54V227L52 226L53 224H51V223H53ZM61 221H62V222H61ZM67 221H68V218H67ZM93 221H92V222H93ZM108 221H109V220H108ZM110 221H111V220H110ZM163 221L165 222V219H164ZM173 221H174V220H173ZM176 221H177L178 223H179V222H181V223L183 222V221H180V219H179V221H178V219H177ZM176 221H174V222H176ZM186 221H187V220H186ZM192 221H193V220H192ZM192 221H191V222H192ZM198 221H199V218H198ZM225 221H226V220H225ZM242 221L245 222V221H248V220H247V219H246V220L243 219ZM242 221H241V223L243 224ZM2 222H3V223H2ZM5 222H6V221H5ZM7 222H8V220H7ZM50 222H51V223H50ZM57 222H56V223H57ZM100 222H101V220H100ZM105 222H106V221H105ZM164 222H162V225L164 224ZM166 222H167V221H166ZM166 222H165V223H166ZM171 222H172V221H171ZM177 222H176V223H177ZM201 222H202V221H201ZM207 222H208V221H207ZM226 222H227V221H226ZM228 222H229V221H228ZM35 223H36V222H35ZM56 223H55L54 225H56ZM88 223H89V222H88ZM144 223H145V222H144ZM146 223H147V222H146ZM148 223H149V222H148ZM176 223H174V224H176ZM183 223H184V222H183ZM205 223H206V222H205ZM205 223H204V224H205ZM211 223H212V222H211ZM213 223H214V222H213ZM215 223H216V222H215ZM220 223H221V222H220ZM223 223H224V222H222V224H223ZM237 223H238V222L236 221L235 224H237ZM241 223H239V224H241ZM247 223H248V222H247ZM2 224H3V227H2ZM7 224H8V223H7ZM16 224H17V223H16ZM28 224L30 225L31 222H30V223L28 222ZM28 224H27V225H28ZM32 224H33V222H32ZM32 224L30 225L32 228H31L29 225H28V227H25V225L23 224L24 227L26 228L25 230L28 231V236L25 235L26 237H24V236L22 235V238L24 239V240H23L24 242H22V238L19 239L20 237H18V236H19L20 234H18V235H17V234H16V235H13V233H12V238H11V239L14 238V240H15V239H16L15 236L18 237V238H17V241H15V243H13V245L16 244V242H18L17 245L21 246V250H22V249H23V248H22V246H23L22 243H24V245L27 246V244H30V243H27V242H29L32 238L35 237V238L32 239V240H35V239L37 240V238H36L37 234H36V228H35L36 226L34 227L35 230H33V225H32ZM45 224H46L47 227L45 226ZM50 224H51L50 229H47V228H49ZM98 224H99V223H97V225H98ZM102 224H103V222H101V225H102ZM112 224H113V225H112ZM114 224H115V221H114V222L111 221V225H110V226H115ZM152 224H153V223H152ZM154 224H155V223H154ZM160 224H161V223H160ZM160 224H159V225H160ZM168 224H169V223H168ZM170 224H171V223H170ZM179 224H180V223H179ZM179 224H177V226H179ZM192 224H193V223H192ZM195 224H197V223H194V225H193L194 228L197 226V225H195ZM204 224H203V227H204ZM218 224H219V223H218ZM227 224H228V223H227ZM17 225H19V224H17ZM27 225H26V226H27ZM34 225H35V224H34ZM48 225H49V226H48ZM97 225H96V226H97ZM103 225H104V224H103ZM107 225H108V224H107ZM117 225H118V224H117ZM146 225H147V224H146ZM148 225H149V224H148ZM172 225H173V224H172ZM172 225H171V226H172ZM182 225H183V224H182ZM210 225H211V224H210ZM212 225H214V224H212ZM244 225L246 226L245 223H244ZM4 226H5V227H4ZM42 226H44V227H42ZM66 226H67V225H66ZM157 226H158V225H157ZM184 226H189V225H185V224H184ZM193 226H192V228H193ZM198 226H201V223H200V225H198ZM208 226H209V223H208ZM224 226H225V225H224ZM8 227H9V225H8ZM14 227H15V223H14ZM21 227H22V226H19V230L21 229ZM24 227H23V228H24ZM29 227H30V230H29ZM45 227H46V228H45ZM98 227H99V226H98ZM98 227H95V228L98 229ZM172 227H173V226H172ZM179 227H180V226H179ZM182 227H183V226H182ZM205 227H207V224L205 225ZM214 227H215V226H214ZM233 227L235 228V226H233ZM238 227H239V225H238ZM16 228H17V227H16ZM61 228H63V227H61ZM167 228H168V227H167ZM173 228H174V227H173ZM185 228H186V227H185ZM189 228H191V226H190ZM197 228H198V227H197ZM218 228H219V227H218ZM218 228H217V229H218ZM231 228H232V227H231ZM239 228H240V227H239ZM239 228H238V230H239ZM241 228H242V225H241ZM244 228H245V227H244ZM1 229H2V231H1ZM4 229H5V230H4ZM9 229H11V228H9ZM38 229H37V230H38ZM111 229H112V228H111ZM111 229H110V230H111ZM116 229H119V230H120V228H117V227H115V229H112V230H114V232H116V231H115ZM123 229H124V227H123ZM144 229L146 230L147 228L144 227L142 230H144ZM170 229H171V228H170ZM177 229H178V228H177ZM198 229H199V228H198ZM225 229H226V228H225ZM225 229H224V230H225ZM229 229H230V228H229ZM232 229H233V228H232ZM235 229H236V228H235ZM19 230H18V231H19ZM31 230H32V231H31ZM45 230H48V232L45 231ZM59 230H60V229H59ZM98 230H99V229H98ZM103 230H104V229H103ZM124 230H126V228H125ZM124 230H123V231H124ZM145 230H144V231H145ZM157 230H159V229H157ZM157 230H156V232H157ZM161 230H162V227H161ZM168 230H169V229H168ZM190 230H192V229H190ZM204 230H205V229H204ZM27 231H24V232L27 233ZM34 231H35V232H34ZM69 231H70V232H68V234H69V236H71L74 230L71 229V230H69ZM105 231H106V230H105ZM140 231H141V230H140ZM140 231H139V232H140ZM147 231H148V230H147ZM149 231H150V230H149ZM159 231H160V230H159ZM159 231H158V232H159ZM162 231H166L165 228H164V230H162ZM169 231H170V230H169ZM172 231H173V230H172ZM177 231H178V230H177ZM196 231H197V230H196ZM200 231H201V229H200ZM200 231L197 232V233H198V234L201 233ZM212 231H213V230H212ZM212 231H210V232H212ZM233 231H234V230H233ZM21 232H22V231H21ZM30 232H31V233H30ZM39 232H40V231H39ZM41 232H40V233H41ZM53 232H52L51 235H54ZM59 232H60V231H59ZM110 232H111V231H109V230L107 231V233H108L107 236L111 235V234H109ZM112 232H113V231H112ZM114 232H113V234H114ZM127 232H128V231H127ZM127 232H126V233H127ZM139 232H138V233H139ZM153 232H155V231H153ZM158 232H157V233H158ZM173 232H174V231H173ZM173 232H170V233H173ZM179 232H180V230H179ZM185 232H186V229H185ZM234 232H235V231H234ZM236 232H237V231H236ZM241 232H242V231H241ZM241 232H240V233H241ZM254 232H255V231H254ZM25 233H24V234H25ZM29 233H30V235H29ZM37 233H38V231H37ZM107 233L105 232V234H107ZM121 233H122V231H121ZM128 233H129V232H128ZM128 233H127V235H128ZM130 233H131V232H130ZM130 233H129V234H130ZM140 233L142 234V232H140ZM146 233H147V232H146ZM191 233H193V231H192ZM194 233H196V232H194ZM240 233H239V234H240ZM1 234H0V236H2ZM21 234H23V233H21ZM46 234H44V236H45ZM61 234H62V233H61ZM116 234H117V233H116ZM122 234H123V233H122ZM149 234H150V233H149ZM160 234H161V232H160L158 235H160ZM164 234H165V232H164L163 235H162L163 238H161V237L159 236L160 239H163V241H164V237L166 238V236L169 235V234H167V235H164ZM187 234H188V233H187ZM201 234H202V233H201ZM201 234H200V235H201ZM212 234H213V233H212ZM214 234H215V233H214ZM226 234H227V233H226ZM237 234H238V232H237ZM237 234H236V235H237ZM8 235H9V234H8ZM102 235H104V233H102ZM114 235H115V234H114ZM127 235H126V236H127ZM138 235H139V234H138ZM146 235H148V234H146ZM146 235L144 234L143 236H146ZM150 235H151V234H150ZM153 235H154V236H158V235H155V233H154ZM171 235H172V234H171ZM171 235H169V236H171ZM182 235H183V234H182ZM182 235H181V236H182ZM189 235H190V234H189ZM189 235L182 236L181 238H183V237L185 238V237H186L185 240H186V242H187V241H188V240H187V239H188L187 236H189ZM20 236H21V235H20ZM39 236H40V235H38V237H39ZM41 236H42V233H41ZM48 236H47V237H48ZM124 236H125V234H124ZM130 236H131V235H129L128 237H130ZM134 236H135V235H134ZM134 236H131V237L133 238ZM174 236H176L178 239L180 238V237H178V235H174V233H173L172 237L174 238ZM5 237H3V238L5 239ZM45 237H46V236H45ZM47 237H46V239H48ZM51 237H52V236H50V239H51ZM57 237H58V236H57ZM120 237H121V236H120ZM128 237H126V238H128ZM147 237H148V236H147ZM211 237H212V236H211ZM213 237H215V236H213ZM239 237H240V236H239ZM3 238H2V240H3ZM68 238H69V237H68ZM136 238H139V237H136ZM143 238H144V237H143ZM157 238H158V237H156V239H157ZM170 238H171V237H169V239H170ZM173 238H172V239H173ZM184 238H183V239H184ZM190 238H191V237H190ZM217 238H218V237H217ZM222 238H223V236L221 237V239H222ZM224 238H225V237H224ZM232 238H233V237H232ZM241 238H242V237H241ZM18 239H19V240H18ZM43 239L46 240L44 237H43ZM84 239H85V238H84ZM108 239H109V238H108ZM119 239H120V241L122 240L121 238H119ZM119 239H118V240H119ZM124 239H125V238H124ZM124 239H123V240H124ZM129 239H131V238H129ZM150 239H151V238H150ZM174 239L178 241V239H176V238H174ZM210 239H212V238H210ZM215 239H216V238H215ZM215 239H214V242H215ZM0 240H1V238H0ZM36 240H35V242H34V241H31V245H32V247H33L32 249H34V250L36 249V248L34 247V244H35V246H36V245H37L36 243H38L39 239H38L37 242H36ZM41 240H42V237H41ZM110 240H111V239H110ZM113 240H114V239H113ZM115 240H117V239H115ZM115 240H114V241H115ZM134 240H136V239H134ZM142 240H143V239H142ZM142 240L140 239V240H138V241H142ZM144 240H145V239H144ZM158 240H159V238L157 239V241H158ZM165 240H166V239H165ZM175 240H174V241H175ZM185 240H180V241L183 242V241H185ZM216 240H218V239H216ZM224 240H225V239H224ZM243 240H244V239H243ZM3 241H4V240H3ZM3 241H2V242H3ZM19 241H20V243H19ZM25 241H26V242H25ZM48 241H49V239H48ZM85 241H86V240H85ZM85 241H84V242H85ZM114 241H113V242H114ZM138 241H137V242H138ZM146 241H147V240H146ZM146 241H145V242H146ZM150 241H151V240H150ZM166 241H167V240H166ZM168 241H169V240H168ZM177 241H176L175 244H178ZM207 241H208V240H207ZM211 241H212V240H211ZM218 241H219V240H218ZM225 241L228 242L229 240H225ZM230 241H231V240H230ZM230 241H229V242H230ZM238 241H239V240H238ZM238 241H237V242H238ZM240 241H241V240H240ZM33 242H34V243H33ZM41 242H42V241H41ZM45 242H46V241H45ZM117 242H118V241H116L114 245H117V244H118ZM121 242L123 243V241H121ZM134 242H135V241H134ZM147 242H148V241H147ZM147 242H146V243H147ZM151 242H152V241H151ZM158 242H159V241H158ZM160 242H162V240H161ZM171 242H173V241H171ZM178 242H179V241H178ZM245 242H246V240H245ZM25 243H26V244H25ZM116 243H117V244H116ZM138 243H139V242H138ZM140 243H141V242H140ZM211 243H212V242H211ZM21 244H22V245H21ZM39 244H40V241H39L38 245H39ZM82 244H84V243H82ZM82 244H81V246H82ZM119 244H120V243H119ZM142 244H144V243H142ZM151 244H152V243H151ZM171 244H173L172 246L175 245L174 243H171ZM179 244H180V242H179ZM17 245H16V246H17ZM31 245H30V246H31ZM41 245H42V244H41ZM121 245H122V244H121ZM125 245H127V244H125ZM125 245L123 244V247H125ZM153 245H154V243H153ZM160 245H161V244H160ZM208 245H209V243H208ZM11 246H12V245H11ZM26 246H25V247H26ZM39 246H40V245H39ZM130 246H131V245H130ZM158 246H159V245H158ZM161 246H162V245H161ZM164 246H166V245H164ZM169 246H170V243H169ZM210 246H211V245H209L208 247H210ZM111 247H112V245H111ZM111 247H110V248H111ZM116 247H117V246H115V248H116ZM120 247H122V246H120ZM142 247H143V246H142ZM146 247H148V246H146ZM175 247L178 249V245H176ZM185 247H186V246H185ZM18 248H19V247H18ZM26 248L28 249V247H26ZM118 248H119V247H118ZM152 248H153V247H152ZM155 248H156V247H155ZM166 248H167V247H166ZM166 248H165V249H166ZM168 248H169V247H168ZM170 248H171V247H170ZM219 248H220V246H219ZM230 248H231V246H230ZM232 248H233V245H232ZM235 248H236V247H235ZM235 248H234V249H235ZM90 249H91V248H90ZM113 249H114V248H113ZM136 249H139V248L136 247ZM146 249H147V248H146ZM158 249H159V247H158ZM161 249H162V248H161ZM174 249H175V248H174ZM183 249H184V248H183ZM208 249H209V248H208ZM221 249H222V248H221ZM223 249H224V248H223ZM110 250H111V249H110ZM116 250H117V249H116ZM127 250H128V249H127ZM178 250H179V249H178ZM229 250H230V249H229ZM229 250H227V251L229 252ZM231 250H232V249H231ZM231 250H230V251H231ZM88 251H89V250H88ZM111 251H113V250H111ZM114 251H115V249H114ZM138 251H140V250H138ZM145 251H146V250H145ZM145 251L143 250L141 253L143 254V252L145 253ZM151 251H152V250H151ZM154 251H155V250H154ZM159 251H160V250H159ZM170 251H171V250H170ZM210 251H211V248H210ZM212 251L214 252L213 249H212ZM212 251H211V252H212ZM215 251H216V250H215ZM81 252H83V251H81ZM81 252H80V253H81ZM92 252H93V251H92ZM107 252H108V251H107ZM116 252L118 253L119 251H116ZM152 252H153V251H152ZM163 252H164V251H163ZM163 252H162V253H163ZM166 252H167V251H166ZM166 252H165V253H166ZM172 252H173V249H172ZM183 252H184L185 254H187L185 251H183ZM187 252H188V251H187ZM87 253H88V252H87ZM99 253H100V252H99ZM121 253H122V252H121ZM121 253L117 254V256L114 257V258H116V260H117V258H118V261H116L117 263H118V262H121V263H122V261L124 262V260L121 261V258L119 257V255H120ZM125 253H126V252H125ZM150 253H151V252H150ZM167 253H168V252H167ZM174 253H175V252H174ZM177 253H179V252H177ZM231 253H232V251H231ZM90 254H91V253H90ZM90 254H89V256H91ZM100 254H101V253H100ZM100 254L97 255L98 257L94 256L95 254L92 255V256H93V259H91V260H95V259H94V257H95V258H96V260H95L96 263H97V260L100 261V263H97V264H101V261H102V262L104 261L103 264H105V262H107V260L105 261V259H103L104 256H103V258H102V256H101V258H102L103 260H102L101 258H99V257H100ZM123 254H124V253H123ZM134 254H135V253H134ZM134 254H133V255H134ZM152 254H153V253H152ZM175 254H176V253H175ZM185 254H184V255H185ZM188 254H189V253H188ZM206 254H208V253L206 252ZM79 255H80V254H79ZM126 255H128V254L126 253ZM143 255H144V254H143ZM161 255H162V254H161ZM171 255H172V253H171ZM190 255H191V254L188 255V256H189V258H188L189 260H190ZM87 256H88V255H87ZM134 256H135V255H134ZM153 256H154V255H153ZM185 256H186V255H185ZM188 256H187V257H188ZM207 256H208V255H207ZM223 256H226V254H224ZM231 256H232V254H231ZM231 256H230V257H231ZM8 257H9V256H8ZM77 257L79 258V256H77ZM140 257H141V256H140ZM171 257H173V259H174V256H171ZM175 257H177V255H175ZM205 257H206V256H205ZM210 257H211V255H210ZM210 257H209V258H210ZM75 258H76V256H75ZM98 258H99V259H98ZM112 258H113V257H112ZM114 258L111 259V261L114 260ZM126 258H127V256H126ZM145 258H147V257H145ZM145 258H143L144 260H142V262H146ZM203 258H204V257H203ZM206 258H208V257H206ZM209 258H208V259H209ZM225 258H228V256L225 257ZM13 259H14V258H13ZM85 259H86V258H85ZM108 259L110 260V258H108ZM122 259H123V258H122ZM124 259H125V258H124ZM127 259H128V258H127ZM147 259H148V258H147ZM176 259H177V258H176ZM180 259H182V258H179L178 261H180ZM212 259H213V258H212ZM230 259H231V258H230ZM230 259H228V260H230ZM74 260H77V259H74ZM89 260H90V259H88V260L86 259L85 261L87 262V261H89ZM91 260H90V261H91ZM119 260H120V261H119ZM128 260H129V259H128ZM210 260H211V259H210ZM210 260H209V261H210ZM228 260H227V261H228ZM95 261H93V262H95ZM99 261H98V262H99ZM111 261H109V262H111ZM125 261H127V260L125 259ZM170 261H172V260H170ZM206 261H207V259H206ZM227 261H226V262H227ZM231 261L233 262L234 260H231ZM0 262H4L5 264H12V263H13L11 256H10V259H9V260H8V259H7V260H2V261L0 260ZM73 262H74V261H73ZM93 262H92V263L90 262V264H93ZM109 262H108L107 264H115L114 262H113V263H109ZM127 262H128V261H127ZM127 262H124V263L127 264ZM130 262L133 264V263H134V262H133V259H132V261L129 260L128 264H130ZM162 262H163V261H162ZM184 262H185V261H184ZM229 262H230V261H229ZM96 263H95V264H96ZM177 263H178V262H177ZM179 263H180V262H179ZM185 263H186V262H185ZM185 263H184V264H185ZM191 263H192V262H191ZM83 264H84V263H83ZM134 264H135V263H134ZM162 264H165V263H162ZM169 264H172V263L170 262ZM235 264H236V263H235Z\"/></svg>","mask_w":264,"mask_h":264}]
</instances>
